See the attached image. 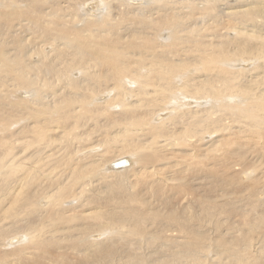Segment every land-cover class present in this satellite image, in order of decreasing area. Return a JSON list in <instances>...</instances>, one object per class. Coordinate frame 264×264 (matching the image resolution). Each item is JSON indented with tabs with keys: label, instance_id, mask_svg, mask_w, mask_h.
<instances>
[{
	"label": "bare ground",
	"instance_id": "1",
	"mask_svg": "<svg viewBox=\"0 0 264 264\" xmlns=\"http://www.w3.org/2000/svg\"><path fill=\"white\" fill-rule=\"evenodd\" d=\"M11 1V0H10ZM14 1V0H13ZM20 1V0H19ZM22 1V0H21ZM32 1V4L34 7H37L38 4L40 3L38 0H29V2ZM41 1V0H40ZM56 1V0H54ZM53 1V3H55ZM60 1V0H58ZM67 3L72 1H67L65 0ZM87 1V0H86ZM183 1V0H182ZM186 2L188 1V5L187 7L191 6L193 4V0H185ZM195 1V5L196 4H200V6L195 7V9H198L196 11V13H194L192 16L196 17L194 18L195 23L203 22V18L202 15L204 13L205 10L207 9H211V8H215L213 10V16L210 19H214V21L212 22V24H210L209 26H202L200 28H196L193 27L191 28L190 32L195 30V36H198L197 38H195L196 40L194 42L198 43L199 45H201L199 54H198V58H181L179 59V61L169 63L167 62L166 64H156V65H152V68H148L147 71H151L147 72L145 71V73H139L140 71L138 70H134V72L132 70L128 71V63L129 61L126 59V55L131 51H135L133 44L135 42L138 43H142L144 45H138L141 46L145 51H152L153 50V45L150 44L152 43L151 37L149 38L148 33L151 32L152 30L151 27L157 23L156 20L158 21V24H160V18H164L166 15H168L169 13L172 12V9L174 7L173 4L167 3L166 0H91L88 2H83L85 3L83 5V7H81V16L78 15L76 16V11H74V14L72 11H70V9L72 8V6H68L67 3L65 2V6L70 7L68 9V12H62L63 15H69V17H67V19L69 18L68 23L70 22V27L71 24L73 26V24L75 23L76 26L78 25V27L80 28H84L86 29L87 25H91L94 22L96 23V26L91 27V29L87 30L85 32V34L87 35V38H89L91 40V38L88 36L91 34V36H94L93 38H99L100 40H95V44L98 46L99 44V49H101L102 51H99V53L101 55H94L91 56L89 54V51L86 50L85 47H83L78 40H75L74 37L72 38V40L70 38L66 37L67 34V30H62L59 29V27L61 26V24H59L60 26H58V29H55L53 31H51V29H48V32L46 30V26L43 27L42 25V18L41 16H38L37 13L35 14H30V17L27 16V19H29V23L32 25H34L33 27H31L33 29V32L35 34H41V29H43V34L45 33V35L42 34V38L44 40H40L41 46H40V50L38 47V55L40 57H43L42 55H46V52L43 51V45H48V53L50 54L51 52H53L56 55V60H62L65 59V57H63L65 50L68 52L69 55V59L71 58L72 63H69L70 65L69 68H73L74 69H78L80 71V79L79 80H75L72 76L69 77L66 75V73H68L66 70L68 69L67 67L63 68L62 70H60V73H56L54 74L55 76H59L61 79H63V77H65L64 81H63V85L59 86V89H53V86L51 85L52 83H50V81H41L38 82L37 81V87L35 89V93H36V98H32V99H25L24 103L26 105V103H32L33 106L34 104L38 105L41 107V111L43 113H39V114H35L33 112H29L31 114H33L36 118H40L42 117L45 113L51 114V111H55L57 113H62L63 116L65 118H70L71 122L75 121V120H79L80 117H83V113L86 115V106L84 105L85 103H90L94 106H96L95 108V113L94 116L92 115L91 118L96 117V121H92L94 119H92V123H90L89 125L91 126L89 128V131H93V129H95V127L98 125L100 131H96L97 133H95V136L100 135V137L97 139V141L102 138L105 134H103V132L106 130L104 129V124L103 122L105 120H109V124H111V126L109 127L112 128L114 126H117L118 124L117 119H115L118 117L117 115H108L107 113H115V111H111V107L112 109L114 108L113 106H115L116 108V112L119 113L118 115L122 114L124 115L123 118H127L128 121H130V124L132 125V127H137L136 130H133L134 132L132 133H128L129 130L127 131V137L130 136V139H132L131 143H129V145H123L121 147V149L119 150L120 153L127 151L128 148L131 149V151H137V156L135 160V162L133 161V159L129 158V157H117V158H106L105 155H103V152H108L110 150V142L109 140H107L106 138H104L103 140H101L100 142L96 143L93 140H79L78 138L82 137L87 131H83L78 132L77 134H74L73 137L71 138L70 142H74L72 149L74 151H69L68 153H64L63 155L60 154V151L63 149L58 148V144L53 138H50L49 135H47V138L49 140L50 138V143L49 141L46 142L44 139V141L46 143H44V147L46 150L44 152H39L40 154H37L38 156L35 158L34 161H32L31 164V168H32V172L33 174L28 170L27 173H23L21 175H16L12 180L7 181L5 188L3 189L1 186L2 184V177L5 178V176H7L10 172H12L14 169L13 168H18V164H21L22 162H24V160H20L16 163V161L23 155L22 151V155L20 156L19 154H21L20 152H15V153H11V151L9 150L10 147H8L7 145L5 146V142L3 144H0V169H1V173H0V213L4 214L5 218H9L10 216L13 215V213L11 214L8 210V208L14 203H18L20 201H23V210H26L27 208L29 209L30 207H33V205H35V202H38L37 207L38 208H34V212L37 214L39 213L38 210L39 209H43L45 210V213L52 211L50 210V208L52 207L51 205H55L57 204V210L59 209L60 211H64V209L66 208H74L76 206H80L84 207L87 206L90 202H91V197H86L84 201H81L79 198L81 196H79L80 194H82L86 189H88V187H90L92 185V187L96 186L93 183H95V181H91V179L93 178L92 175H96V178H105L106 176H108V174L113 173L114 172L116 174L115 176H112V181H114V183H117L116 186L119 189L122 188V190L124 191L125 188H127V192L131 191V188L133 185H137V180L139 181V179L141 178V176H146L147 179H145V181H140L143 182V184H145L143 186V190L144 192L149 193V198L147 199L146 202H150V204L154 203V194L158 191L162 192V194L164 196H162L164 198V201H170L169 200V195L168 193L166 194L167 191H169L172 188V185L174 184V178L171 177L172 175L166 174L165 171L166 168L171 167V163L170 166H168V164H160L156 163V159L158 158V156H163V158L165 159H177V156L180 155L178 154V149L175 152L176 154H178L177 156L175 155L174 152H171L170 154H165L163 153V150L165 151L168 148L167 145H169L170 141H168V139H170L168 136L170 134H173L176 139L175 141H173L174 146L176 145H183V144H188L187 146L189 147V145L191 146V150H194V142L196 143H200L199 145H201L200 150L201 152H205V151H211L210 147L211 146H206L207 143L212 142L211 139H213L212 137L215 135V133H217V131H230L229 133L230 136H234L236 134H238L239 132L237 130H232V126L226 127L225 126H221L219 127L216 124H219V120H222L221 118V111H223L224 107L225 108H229V107H237V105H235L234 103L232 105H227L224 104V99L219 100L217 98H219V96H223L225 94H227L228 96L231 95L233 91L232 88L234 89L235 84H233V80H231L229 77H225L227 75H223V69L221 67V65L219 66L218 64H220V61L224 62V59H232L233 56H238V52H236L235 50L232 49H228V47H232L233 46V41L235 42V37L234 38H228L227 36H222L221 35V30L220 29H225V30H231L232 32H234L232 29L234 28L233 24L231 25V21L230 19L232 17H234V21L238 20V24L240 25L239 27H241V33L237 34L235 33V36L237 37V35H240L242 37V39H236L239 40L238 42V48L239 50H243L244 52L247 50L246 46H247V38L252 39L251 33H248L249 31L251 32L250 29H247V23L254 21L253 15L260 16V19L258 21V26L264 28V7L262 6L264 3L261 2L262 0H220L219 3H216V0H194ZM12 2V1H11ZM15 2V1H14ZM25 2V0H24ZM39 2V3H38ZM45 2V1H44ZM61 2V1H60ZM74 2V0H73ZM76 2V1H75ZM74 2V3H75ZM8 5V2H6ZM57 3V1H56ZM63 3V1H62ZM79 3V2H78ZM114 3L116 5H114ZM161 3L163 4V6L161 5ZM22 4V3H21ZM20 4V5H21ZM25 4V3H24ZM61 3H59L60 5ZM69 4H73V3H69ZM77 4V2H76ZM254 4L255 7H252L251 5ZM27 6L30 4H26ZM26 5L24 7H26ZM62 5V4H61ZM64 5V4H63ZM74 9H75V4H73ZM80 5V4H79ZM256 5L261 6L260 8H256ZM28 6V7H29ZM46 6V5H45ZM118 7L117 10L119 11H114L113 13V8L112 7ZM186 6V5H185ZM8 7V6H7ZM31 7V6H30ZM172 7V8H171ZM40 8V7H38ZM43 8V7H42ZM4 9V8H3ZM49 9V8H48ZM79 9V8H78ZM87 9V10H86ZM5 10V9H4ZM9 10V9H7ZM14 10V8H13ZM10 10V11H13ZM28 10V9H27ZM51 10V9H50ZM84 10V11H83ZM34 11V10H33ZM37 11V10H35ZM41 11V10H40ZM39 11V12H40ZM44 11V8H43ZM42 11V12H43ZM53 13L57 15V13H59L62 10H57L55 11L53 9ZM84 14H83V12ZM171 11V12H170ZM215 11V12H214ZM4 12V11H3ZM38 12V11H37ZM41 12V14H42ZM16 13V12H14ZM20 13V12H19ZM26 13V12H25ZM48 13V11H47ZM50 13V12H49ZM61 13V12H60ZM116 13V16H115ZM24 14V13H23ZM40 14V15H41ZM51 14V13H50ZM79 14V13H78ZM164 14V15H163ZM18 15V14H16ZM52 14L48 15V21L53 22L55 20L52 21ZM59 16V15H58ZM76 16V17H75ZM101 16V17H100ZM19 17V15H18ZM171 17V16H170ZM228 21V23L226 25H223L218 29V20L220 21V18H224ZM13 18V17H12ZM22 18V17H20ZM46 18V17H45ZM55 18V16H54ZM60 18V17H58ZM65 18V17H64ZM123 18H126L125 21L123 20ZM172 18V17H171ZM170 18V19H171ZM258 18V17H257ZM133 19V20H132ZM45 20V19H44ZM135 20L136 25H133V27L131 28L130 23H133V21ZM3 21V20H2ZM26 21V20H25ZM57 21H59L57 19ZM81 23H80V22ZM106 21H109V25H107L108 23ZM193 21V23H194ZM230 21V23H229ZM50 22V23H51ZM106 22V23H104ZM162 22V20H161ZM173 22H175L173 20ZM223 22V21H222ZM236 22V23H237ZM26 23V22H25ZM58 23V22H57ZM171 23V22H169ZM168 23V24H169ZM183 23V21H182ZM221 23V22H218ZM235 23V24H236ZM2 24V23H1ZM86 24L85 27H83ZM176 24V23H175ZM4 25V24H3ZM12 25V24H11ZM52 25V24H51ZM66 26L67 29V24H63V26ZM83 25V26H82ZM104 25H106L105 28ZM170 25V24H169ZM255 25V24H254ZM10 26V25H9ZM14 26V25H13ZM48 26V25H47ZM56 26V25H55ZM64 26V27H65ZM102 26V27H101ZM120 26V27H119ZM136 26V27H135ZM157 26V24L154 25V28ZM167 26V25H166ZM172 26V24H171ZM177 26L179 27L178 29L183 28V25L181 24H177ZM176 26V27H177ZM220 26V25H219ZM251 26V25H250ZM256 26V25H255ZM78 27H74L73 28H69L68 26V31L70 33H72L73 36H75V38L77 37H81V33H83L82 31H80L78 29ZM239 27H235V29ZM252 27V26H251ZM16 28V27H15ZM88 28V27H87ZM153 28V27H152ZM153 28V29H154ZM157 28V27H156ZM246 28V29H245ZM253 28V27H252ZM83 29V31H85ZM127 29H129L130 31H127ZM143 29V30H142ZM167 29V28H166ZM256 35L254 38H258V36L260 35V31L261 30H257L256 28H254ZM3 30V29H2ZM1 30V31H2ZM9 30V29H8ZM11 30V29H10ZM22 30V29H21ZM79 30L80 34L77 33V31ZM161 30V29H160ZM164 30V29H163ZM240 30V29H239ZM264 30V29H263ZM16 31V30H15ZM95 31V32H94ZM204 31V32H203ZM218 31V33H217ZM236 31V30H235ZM12 32V31H11ZM21 32V31H20ZM56 32V33H55ZM162 32V31H161ZM167 32V30H166ZM203 32V33H202ZM239 33V31H237ZM90 33V34H89ZM174 33V32H173ZM263 33V32H262ZM2 34V33H1ZM17 34V33H16ZM21 34V33H20ZM165 34V33H163ZM24 35V34H23ZM71 35V34H70ZM71 35V36H72ZM162 35V34H161ZM173 35V34H171ZM225 35V33H224ZM21 36V35H20ZM121 36V37H120ZM2 37V36H1ZM16 37V36H15ZM19 37V35H18ZM70 37V36H69ZM85 37V36H84ZM188 37V36H187ZM244 37V38H243ZM32 38V37H31ZM36 38V37H35ZM174 38V37H173ZM175 38H177V34L175 33ZM21 39V38H20ZM74 39V40H73ZM86 39V38H85ZM88 39V40H89ZM260 39V38H259ZM14 40V39H13ZM27 40V39H26ZM33 40V39H32ZM35 40V39H34ZM228 40V41H227ZM263 40V39H260ZM158 41V40H157ZM173 41V39H172ZM258 41V40H257ZM38 42V41H37ZM86 42V41H85ZM160 42V41H159ZM158 42V44H159ZM253 42V41H252ZM262 42V41H261ZM36 43V42H35ZM58 43V44H57ZM60 43L62 44V46L60 45ZM18 47H22V42L19 41L18 43ZM28 44V43H27ZM156 44V43H155ZM26 45V44H25ZM40 45V44H39ZM251 45V43L249 44ZM34 46V43H33ZM32 46V47H33ZM185 46V45H184ZM192 46V45H191ZM237 46V45H236ZM254 46V45H253ZM30 47V46H29ZM28 47V48H29ZM36 47V46H35ZM97 48V47H96ZM250 48V47H249ZM253 47H251L252 50ZM255 48V47H254ZM54 51H53V50ZM183 47L179 48V51L182 50ZM257 49V48H256ZM259 49V48H258ZM8 50V49H7ZM70 50V52H69ZM238 50V51H239ZM262 50V49H261ZM12 51V50H11ZM16 51V50H15ZM21 51V50H20ZM31 52L35 51V49ZM142 51V52H143ZM178 51V52H179ZM253 51V50H252ZM251 51V52H252ZM257 51V50H256ZM23 52V50L21 51ZM154 53L150 52V56L152 54V56L156 59L159 57V54H156L155 51H152ZM196 52V51H195ZM254 52V51H253ZM15 53V52H14ZM25 53V52H24ZM47 53V54H48ZM126 53V55H125ZM180 53V52H179ZM248 53V52H247ZM246 53V54H247ZM19 54V53H18ZM23 54V53H22ZM48 54V55H49ZM93 54V53H92ZM178 53L173 52L171 54L172 57H175ZM244 54V53H243ZM251 54V53H250ZM7 55V54H6ZM12 55V52H11ZM253 55V54H251ZM249 55V56H251ZM14 56V55H13ZM196 56V55H195ZM241 56V55H240ZM249 56H241V57H246L245 60L247 59V57ZM255 57V55H253ZM259 58H263L264 59V53L263 56L262 55H258ZM257 57V58H258ZM3 58V56H2ZM6 58V57H5ZM8 58V57H7ZM10 58V57H9ZM19 58V57H16ZM55 58V57H54ZM152 58V57H151ZM180 58V57H179ZM218 58H221L220 60H218ZM45 59V58H44ZM177 59V58H176ZM215 59H217V61H215ZM234 59V58H233ZM239 59V58H237ZM253 59V58H252ZM6 63L4 62L2 65H4L3 67H0V82H2L4 80V78H2V75L4 74L3 72H8L10 70H13V67H17L18 69L23 68L24 65L22 64V61L20 59H13V60H8L6 59ZM93 60V61H91ZM235 60V59H234ZM234 60L232 62H234ZM259 60V59H258ZM262 60V59H260ZM8 61H12V64L9 63ZM230 60H227V62H229ZM23 62H25L23 60ZM59 62V61H58ZM55 61V63H58ZM74 62V64H73ZM226 62V61H225ZM242 62V61H241ZM261 62V61H260ZM263 62V61H262ZM45 63V62H44ZM67 63V61H66ZM218 63V64H217ZM31 64V63H30ZM143 64V63H142ZM174 64V65H171ZM199 64V66H198ZM258 64V63H257ZM260 64V63H259ZM32 65V64H31ZM235 65V64H234ZM1 66V65H0ZM34 66V65H33ZM37 65H35L36 67ZM136 66V65H135ZM138 66V65H137ZM198 66V68L200 70H198V68H196ZM252 66V65H251ZM29 67V66H28ZM27 67V68H28ZM226 67V66H225ZM224 67V69H226ZM236 67V66H235ZM264 67V64H263ZM32 68V67H31ZM30 68V69H31ZM46 68L51 71V72H56V67L53 66V64L51 63H47ZM45 68V69H46ZM67 68V69H66ZM143 68V66H142ZM256 65L254 67L249 68L247 71H250L251 73L255 70ZM228 69V68H227ZM238 69V68H237ZM241 69V68H240ZM243 69V68H242ZM257 69V68H256ZM261 69V68H260ZM7 70V71H6ZM26 70V69H25ZM55 70V71H54ZM59 70V68H58ZM230 70V69H229ZM233 70V69H232ZM245 70V69H244ZM264 70V68L261 70V72ZM27 71V70H26ZM186 71H188V74H186ZM190 71H192V73H190ZM13 73V71H11ZM16 72V71H15ZM34 72V71H33ZM66 72V73H65ZM176 72V73H180V72H185V76L186 78H184V81L182 82V84L180 83V87H182V91L183 93H185L186 95H188L189 97H185V99L183 98L182 102L186 105V106H192L190 108L186 107V110L181 109V107H179V109L177 108L174 112L179 113L180 114V120H178V115H177V120L178 121H173L172 122V118L165 117L164 119H161L160 121H158L159 118H161L162 115V111H166L167 109L166 106L164 105V103H167L172 97L170 96L173 91H174V86L171 84V76L172 74ZM208 73L210 75V78H202V79H198L197 78V74L198 73ZM231 72V71H230ZM236 72V70H235ZM241 72L242 75V71ZM3 73V74H2ZM30 73V72H29ZM35 73V72H34ZM244 73L246 74V72L244 71ZM243 73V74H244ZM250 73V74H251ZM259 73V72H258ZM18 77L24 82V84H34L35 83V79L34 78H28L26 76L25 72H19L17 73ZM36 74V73H35ZM129 76V79L132 80V82H134V90H132L127 84L126 81H122V77L123 76ZM6 76V75H5ZM182 76V75H181ZM236 76V75H235ZM246 76V75H245ZM255 76V75H252ZM256 76H258L256 74ZM30 77V76H29ZM34 77V76H32ZM37 78L39 77L38 74L36 76ZM219 77H222L221 79ZM232 77V75H231ZM239 76H237L238 79ZM50 78V77H49ZM235 78V77H234ZM240 78V77H239ZM250 80H247L245 83L246 90H244V92H242V95L244 96V94H252L251 92L254 91V95L253 96H245L248 99H246V106L245 107H240V105H238V111H239V115L244 117V122L245 120H249L251 126L255 127V119H259L260 120V116L261 113H264V71L262 76L257 77L256 79H252V77H250ZM17 79V78H16ZM40 79V78H38ZM183 79V78H182ZM236 79V78H235ZM236 79V80H237ZM126 80V79H125ZM129 80V82H130ZM181 80V79H179ZM242 80H244V78L242 77ZM241 80V81H242ZM6 81V80H4ZM3 81V82H4ZM174 81V80H173ZM172 81V82H173ZM182 81V80H181ZM232 81V82H231ZM257 81H259L257 83ZM9 82V81H8ZM5 83V82H4ZM16 83V82H15ZM128 83V82H127ZM178 83V82H176ZM224 83V85H222ZM236 83V81H235ZM1 84V83H0ZM11 84V83H10ZM54 84V83H53ZM129 84V83H128ZM233 84V85H232ZM240 84V82H239ZM241 84H244L243 82H241ZM14 85V84H13ZM12 85V86H13ZM19 85V84H18ZM17 85V86H18ZM238 85V84H237ZM1 86V85H0ZM27 86V85H26ZM243 88V85H240ZM239 86V87H240ZM244 86V87H245ZM11 88V86H9ZM8 87V88H9ZM30 87V86H29ZM28 87V88H29ZM32 87V86H31ZM129 87L128 90L131 89V93L129 92V94L126 92V89L124 88ZM238 87V88H239ZM259 87V88H257ZM5 88V87H4ZM24 88V86H23ZM257 88V89H256ZM263 88V89H262ZM7 89V88H6ZM15 89V88H14ZM2 92V89H0ZM10 91V90H8ZM32 91V90H31ZM34 91V90H33ZM237 91V89L235 90ZM19 92V91H18ZM28 92V91H27ZM175 92H177L175 90ZM179 92V91H178ZM239 92V90H238ZM3 93V92H2ZM6 93V92H5ZM22 93V92H21ZM181 93V92H180ZM241 93V92H240ZM4 94V93H3ZM142 94L144 96H142ZM1 95V94H0ZM26 95V94H25ZM240 95V94H239ZM241 95V96H242ZM111 96L110 98H105ZM1 97V96H0ZM30 97V96H27ZM230 97V96H229ZM250 97H251V103H250ZM1 98H5V97H1ZM105 98V99H104ZM129 99V101H126V99ZM96 99V102H95ZM99 99H102L100 102L98 101ZM229 99V98H228ZM233 99V98H232ZM243 99V98H241ZM5 100V99H4ZM3 100V102L5 103V101ZM8 100V99H7ZM6 100V101H7ZM20 100V99H19ZM22 100V99H21ZM20 100V101H21ZM244 100V99H243ZM15 101V100H14ZM23 101V100H22ZM21 101V102H22ZM13 102V101H11ZM9 102V103H11ZM8 103V104H9ZM182 103V105H183ZM227 103V102H226ZM244 103V102H243ZM3 104V103H2ZM20 104V103H19ZM208 105V107H204L205 105ZM28 105V104H27ZM131 105V106H130ZM8 106V105H7ZM13 106V104H12ZM46 106V107H45ZM93 106V107H94ZM157 106L160 107V110L156 112L157 110ZM162 106V107H161ZM9 107V106H8ZM17 107V106H16ZM25 107V106H23ZM35 107V106H34ZM92 107V106H91ZM89 107V108H91ZM119 107V108H118ZM170 107V106H168ZM173 107V106H172ZM183 107V106H182ZM7 108V107H5ZM15 108V107H14ZM19 108V107H17ZM30 108V107H29ZM114 108V109H115ZM214 108V109H213ZM0 109L1 106H0ZM4 109V108H3ZM9 109V108H7ZM33 109V107H32ZM37 109V108H36ZM91 109V110H92ZM172 109V108H171ZM5 112L7 111L6 109H4ZM10 110V109H9ZM9 110L6 113H9L10 115H15L14 113L9 112ZM25 110V109H24ZM30 110V109H28ZM90 110V109H88ZM90 110V111H91ZM169 110V109H168ZM261 110V113H260ZM12 111V110H11ZM18 112V111H17ZM88 112V111H87ZM169 113V111H166ZM171 112V111H170ZM223 113V112H222ZM262 113V114H263ZM2 114V113H1ZM18 114H20V112H18ZM21 114H23V112H21ZM92 114V113H90ZM182 114V115H181ZM3 115V114H2ZM12 115V117H14ZM53 115V114H52ZM103 115H108V116H103ZM16 116V115H15ZM21 116V115H20ZM24 116V115H23ZM33 116V117H34ZM50 116V115H49ZM48 116V117H49ZM57 116V115H56ZM89 116V115H88ZM157 116V117H156ZM26 117V115H25ZM47 116L43 117V120L47 122V119L45 118ZM62 117V116H61ZM63 117V118H64ZM77 117H79L77 119ZM87 117V116H86ZM260 117V118H259ZM5 118V117H4ZM18 118V117H17ZM30 118V117H27ZM50 118V117H49ZM68 118V119H69ZM90 118V117H88ZM88 118H85L89 121ZM9 119V118H8ZM32 119V118H31ZM69 119V120H70ZM82 119V118H80ZM84 119V120H85ZM150 119H155L154 120H150ZM3 120V119H2ZM7 120V119H6ZM33 120V119H32ZM176 120V119H175ZM13 121V120H12ZM19 121V120H18ZM30 121V120H29ZM158 121V122H157ZM57 122V121H55ZM65 122V121H64ZM81 122V121H80ZM94 122V123H93ZM223 122V121H222ZM241 122V121H240ZM12 123V122H11ZM32 123V122H31ZM70 123V121H69ZM75 123V122H74ZM79 123V121H78ZM83 123V122H82ZM80 123V124H82ZM247 123V122H246ZM9 126L10 123L8 122ZM58 124V123H57ZM66 124V123H65ZM71 124V123H70ZM84 124V123H83ZM91 124H95L94 128L92 127ZM97 124V125H96ZM182 126H181V125ZM222 124V123H220ZM261 124L264 125V114L262 115V120H261ZM5 125V124H4ZM19 125V124H18ZM50 125V124H49ZM68 125V123H67ZM74 125V124H73ZM244 125V124H242ZM30 125H28L29 127ZM38 126V125H37ZM72 127V125H70ZM75 126V125H74ZM79 126V125H78ZM84 126L86 127V124H84ZM106 126V124H105ZM217 126L219 128H217ZM246 126V125H245ZM27 127V128H28ZM42 127V126H41ZM51 127V126H50ZM216 127V128H214ZM237 128L240 127V123L238 126H235ZM26 128V127H25ZM40 128V127H39ZM45 128H47V126H45ZM58 127H52L50 130L55 131V129H57ZM62 128V127H61ZM73 128V127H72ZM84 128V127H83ZM98 128V127H96ZM234 128V127H233ZM244 128V127H243ZM264 128V127H263ZM44 129V128H41ZM60 129V128H59ZM65 129V128H64ZM69 129V128H68ZM92 129V130H91ZM117 129V128H116ZM242 129V128H240ZM246 129V128H245ZM67 130V129H66ZM70 130V129H69ZM249 130V129H248ZM49 130H47L48 132ZM63 129H60L58 131V133L63 132ZM139 131V132H137ZM245 131V130H244ZM243 131V133H244ZM254 131V130H253ZM253 131H251L250 134L253 133ZM51 132V131H50ZM56 132V131H55ZM73 132V131H72ZM106 132V131H105ZM104 132V133H105ZM170 132V133H169ZM220 132V133H222ZM64 133V132H63ZM74 133V132H73ZM122 133V131H121ZM136 135H133L135 134ZM169 133V134H168ZM247 132H245L246 134ZM257 133V131H256ZM53 135V133H51ZM57 134V132H56ZM54 134V135H56ZM69 134V133H68ZM218 134V133H217ZM241 134V133H240ZM45 135V133H44ZM59 135V134H58ZM58 135L56 137H58ZM61 135V134H60ZM63 135V134H62ZM67 135V134H66ZM113 135V134H111ZM244 135V134H243ZM249 135V134H248ZM248 135H244L243 137L247 139L246 136ZM260 133L258 135L255 134V136L260 140ZM1 137L3 136L2 134L0 135ZM9 136V135H8ZM11 136V135H10ZM65 136V135H64ZM253 136V135H252ZM254 136V137H255ZM264 139V133L261 135ZM0 137V138H1ZM5 137V135H4ZM7 137V136H6ZM5 137V138H6ZM17 137V136H16ZM49 137V138H48ZM63 137V136H62ZM144 139V141H141L140 143H138L139 138ZM175 137H172L173 140ZM218 137V136H217ZM216 137V138H217ZM220 137H222L220 135ZM233 137V139H234ZM250 137V135H249ZM12 138V137H11ZM32 138V137H31ZM64 138V137H63ZM62 138V139H63ZM69 138V137H67ZM83 138V137H82ZM208 138V139H207ZM239 138V137H238ZM252 138V137H251ZM247 139L248 140H251ZM2 139V138H1ZM0 139V140H1ZM18 139V138H17ZM59 139V138H58ZM61 139V138H60ZM207 139V140H205ZM237 139V138H235ZM10 139H8L9 141ZM33 140V139H32ZM42 140V139H41ZM40 140V142H41ZM42 140V141H43ZM64 140V139H63ZM66 140V139H65ZM201 140L202 143L199 141ZM218 140V139H217ZM259 140L256 142H259ZM262 140V139H261ZM260 140V141H261ZM62 141V140H60ZM68 141V140H67ZM66 141V142H67ZM263 141V140H262ZM3 142V141H2ZM63 142V141H62ZM61 142V143H62ZM64 141V143H66ZM169 142V143H168ZM264 142V141H263ZM261 142V143H263ZM60 143V142H59ZM217 143L213 145L217 146ZM241 143V142H240ZM239 143V144H240ZM97 144V145H96ZM220 144V143H219ZM229 144V143H228ZM40 145H42L40 143ZM67 145V143H66ZM72 145V144H71ZM153 145V146H151ZM205 145V146H204ZM211 145V144H209ZM5 146V147H4ZM68 147H70V145H67ZM197 146V144H196ZM33 147V146H32ZM65 147V146H64ZM100 148V149H97ZM148 147V148H147ZM241 147V146H240ZM37 148V147H36ZM35 148V149H36ZM150 148V150H148ZM175 148V147H174ZM196 148V147H195ZM199 148V147H198ZM21 149V147H20ZM34 149V150H35ZM94 149V150H92ZM189 149V148H188ZM214 149V148H213ZM218 148L216 147L215 150H217ZM221 149V148H220ZM23 150V149H22ZM34 150H32L34 152ZM64 150V149H63ZM62 150V151H63ZM66 150V148H65ZM88 150H92L90 153H85L87 154L88 159L87 161L84 162V158L87 155L84 156H79L78 153H81L83 151H88ZM172 149H169V151ZM181 150V149H180ZM179 150V151H180ZM248 150V149H247ZM17 151V150H16ZM40 151V150H39ZM68 151V150H67ZM78 151V152H77ZM189 151V152H190ZM196 151V150H195ZM207 151V152H208ZM214 151V150H213ZM219 151V150H218ZM27 152V151H26ZM32 152V153H33ZM182 152H184V150H182ZM205 152V153H207ZM234 152V151H233ZM247 152V151H246ZM185 153V152H184ZM195 153V152H194ZM198 153V152H196ZM211 152H208V154H210ZM215 153V151H214ZM220 153V152H219ZM26 154V153H25ZM35 153H33L34 155ZM66 154L67 158H66ZM78 154V155H77ZM84 154V153H83ZM113 154V153H112ZM134 154V153H133ZM191 154V153H190ZM190 154L188 156H190ZM193 154V151H192ZM200 154V153H198ZM213 154V153H211ZM210 154V155H211ZM218 154V153H217ZM215 155L213 157V161L214 162H219V158L218 155ZM229 154V153H228ZM248 154V153H247ZM246 154V155H247ZM32 155V154H31ZM82 155V154H81ZM135 155V154H134ZM201 155V154H200ZM209 155V156H210ZM246 155L244 154V156L246 157ZM131 156V155H130ZM198 156V155H197ZM205 156V155H204ZM202 154V157H204ZM221 156V155H220ZM223 156V155H222ZM192 157V156H191ZM200 157V156H199ZM208 157V156H206ZM212 157V156H211ZM30 158V156H29ZM29 158L25 157V160ZM81 158H83V162H81ZM87 158V157H86ZM161 158V159H163ZM190 158V157H189ZM196 154L194 159L197 161ZM226 158V155L225 157ZM221 158V159H223ZM238 158V157H237ZM32 159V158H31ZM60 159L62 161V159H66L64 161H66L65 164H61L59 163ZM182 159V158H181ZM210 159V158H209ZM178 160V159H177ZM176 160V161H177ZM184 160V159H183ZM30 161V160H29ZM60 161V162H61ZM119 161H125V165L123 166H115L114 164L119 162ZM156 161V162H155ZM169 161V160H166ZM187 161V160H185ZM194 161V160H192ZM251 160H249L250 162ZM254 161V160H253ZM252 161V162H253ZM259 161V160H258ZM27 162V161H26ZM69 162L70 165L67 166V163ZM133 162L135 163L134 169L133 170H129L128 167L130 168L131 165L133 164ZM165 162V161H164ZM170 162V161H169ZM180 162V161H179ZM184 162V161H183ZM204 162V161H203ZM255 162V161H254ZM257 162V159H256ZM25 163V162H24ZM63 163V162H62ZM175 163V162H174ZM178 163V162H177ZM177 163H175V167H177ZM182 163V162H181ZM186 163V162H185ZM184 163V165H185ZM198 163V162H197ZM191 164V162L189 163ZM200 164V163H199ZM173 165V164H172ZM179 165H181L179 163ZM178 165V166H179ZM260 164L258 163L257 167H254L253 170H257L260 169L261 166H259ZM25 166V165H24ZM60 166H63V171L64 173H70V174H64L65 175V179L62 181L59 180V178L57 177L55 171L57 170V168H60ZM69 168V169H67ZM161 166V167H160ZM164 166H166L165 168H163ZM183 166V165H182ZM191 166V165H189ZM19 167H22L21 165ZM29 167V166H28ZM180 167V166H179ZM196 167V166H195ZM210 167V166H208ZM207 167V168H208ZM213 167V166H211ZM210 167V168H211ZM216 167V166H215ZM150 168V169H149ZM178 168V167H177ZM184 170H188L189 168L186 166ZM206 168V167H205ZM13 169V170H12ZM26 169V168H25ZM128 169V170H127ZM170 168H168L167 170H169ZM181 169V168H180ZM191 169H194L191 167ZM23 170V169H22ZM122 170H125L123 172H121ZM127 170V171H126ZM263 170V169H262ZM16 171V170H14ZM58 171V170H57ZM56 171V172H57ZM62 171V170H61ZM178 171V170H177ZM182 171V170H180ZM18 172V171H17ZM109 172V173H108ZM185 172V171H183ZM182 172V173H183ZM196 173V171H194ZM198 172V171H197ZM205 172V171H204ZM208 174L209 172H211L210 170H207ZM216 172V171H215ZM214 172V173H215ZM175 173V172H174ZM193 173V172H192ZM201 174V172H199ZM197 173V175L199 174ZM256 173V172H255ZM258 173V172H257ZM12 174V173H11ZM61 174V172H60ZM125 174H127L125 177H123ZM61 175V176H63ZM112 175V174H111ZM178 175V174H177ZM181 175V172H180ZM190 176V174H188ZM212 175V174H211ZM264 175V174H263ZM192 176V175H191ZM194 176V174H193ZM240 176V175H239ZM245 176V175H244ZM257 176V175H256ZM262 176V175H260ZM11 177V176H10ZM197 177V176H195ZM202 178V176H200ZM205 178L208 177V175L206 174L204 176ZM209 177H211L209 175ZM237 177V176H236ZM9 178V177H8ZM27 178V180H26ZM35 178V179H34ZM36 178H38V180H36ZM189 178V177H187ZM185 177V181L187 179ZM200 178V179H201ZM254 178V177H253ZM256 178V177H255ZM259 178V177H258ZM257 178V179H258ZM31 179H34L35 182L29 181ZM136 179V180H135ZM176 179V178H175ZM197 179V178H196ZM199 179V178H198ZM212 179V178H211ZM215 179V178H213ZM7 180V179H6ZM135 181L134 184L129 185L131 181ZM183 180V179H182ZM203 180V179H202ZM209 180V179H207ZM249 180H253V179H249ZM255 180V179H254ZM260 180V179H259ZM192 181H195L192 180ZM200 181V180H199ZM212 181V180H211ZM214 181V180H213ZM179 182V180H178ZM177 182V183H178ZM203 182V181H202ZM264 182V181H262ZM261 182V184H262ZM193 183V182H192ZM205 183V182H204ZM4 184V182H3ZM110 184V183H109ZM113 184V183H111ZM119 184V185H118ZM156 184H160L158 187H156ZM206 184V183H205ZM234 184V183H233ZM255 184V183H254ZM94 185V186H93ZM101 185V184H100ZM193 185V184H192ZM196 185L198 186V184L196 183ZM202 185V184H201ZM26 186H28V189L26 188ZM103 186V185H102ZM114 186V184L112 185ZM121 188H119V187ZM141 186V183H140ZM139 186V187H140ZM175 186V185H174ZM179 187H181L180 191L176 194L179 195L177 197V199L175 200L173 196V199L178 203V206L175 205L174 208L173 204H171L172 209H167L168 212V221L172 224H176V226H178V228L182 229L185 228L184 233L186 234H182V236H185L183 239H179L177 240L176 238H170V236L168 234L164 235L165 237L163 238V240H167L169 242V247H176L175 251L170 252V254L167 256V253L164 257L160 258H155V259H150V261H148V256H144L142 254L139 255L140 252L135 253V252H130L125 254H121L120 251H116V253L114 254L113 252H107L106 253V257L105 259L103 257H101V261L99 262V259L92 258L93 263L92 264H124L126 262L128 263H141L142 260H146L147 264H206V260L207 258L205 257V252H206V245H207V240L208 237L211 233V230L209 227L210 224H207V227H199L197 225H200L198 223H201V220L204 221H208L209 223V218L207 219H201L200 216L198 214L195 213V210L193 208L192 205V198H195L193 195V192H190V190L183 186L178 184ZM194 186V185H193ZM216 186V185H215ZM214 186V187H215ZM48 187L49 191L48 192H44V188ZM109 187V186H108ZM134 187V186H133ZM156 187V188H155ZM213 187V186H211ZM256 187V186H255ZM259 187V185L257 186ZM261 187V186H260ZM71 188L75 191L76 189L80 188L78 191L79 193V197L77 198V193L75 194ZM97 188V187H94ZM116 188V187H115ZM114 188V189H115ZM136 188V187H135ZM193 188V187H192ZM216 188V187H215ZM100 189V188H97ZM137 189V188H136ZM141 189V188H140ZM212 189V188H210ZM217 189V188H216ZM224 189V188H223ZM258 189V188H257ZM107 190V189H106ZM116 190V189H115ZM117 190V191H118ZM134 190V189H133ZM218 190V189H217ZM243 190V189H241ZM240 190V191H241ZM255 190V189H254ZM100 192L97 193H101V189L99 190ZM108 191V190H107ZM106 191V192H107ZM125 191V192H126ZM194 191V190H193ZM199 191V190H198ZM197 191V192H198ZM227 191V190H226ZM91 192V191H90ZM116 192V191H115ZM153 192V193H152ZM170 192V191H169ZM215 193V191H212ZM222 192H224L222 190ZM231 192V191H230ZM228 192L229 196H232V194ZM245 192V191H243ZM261 192H263L262 189H258L255 194H260ZM19 193L20 195H26L25 198H17L16 194ZM89 193V191H88ZM94 193V195L97 196V194H95L96 192H91ZM104 193V192H103ZM108 193V192H107ZM110 193V192H109ZM118 193V192H116ZM196 193V192H195ZM218 193V192H217ZM226 193V192H225ZM233 193V192H232ZM241 193V192H240ZM120 194V193H119ZM129 194V193H128ZM205 194V193H204ZM101 195V194H100ZM103 195V194H102ZM111 194H109L110 196ZM175 195V194H172ZM218 195V194H215ZM225 195V194H224ZM224 195L222 194V196L224 197ZM73 196V197H72ZM84 196V195H83ZM106 197H108L107 195H104ZM130 196V195H129ZM141 196V194L139 195ZM147 196V195H146ZM160 196V195H159ZM158 196V198H159ZM200 196V195H199ZM209 196V195H208ZM219 196V195H218ZM221 196V195H220ZM111 197V196H110ZM117 197V196H116ZM142 197V196H141ZM145 197V196H144ZM143 197V198H144ZM157 197V196H156ZM236 197V195H235ZM248 197V196H247ZM102 199L103 197L101 196H97L96 199ZM109 198V197H108ZM129 198V197H128ZM136 195L135 198L134 196H132V199H130V201H138L136 200ZM142 198V199H143ZM171 198V197H170ZM198 198V197H197ZM218 198V197H217ZM249 198V197H248ZM68 199L70 200H74L75 205L74 206H70V207H65L63 208L61 206V203L64 201H68ZM83 199V198H82ZM100 199V200H101ZM105 199V198H103ZM115 199V198H114ZM118 199V198H117ZM124 199V198H123ZM140 199V198H139ZM160 199V198H159ZM172 199V200H173ZM205 199V198H204ZM212 199V198H211ZM219 199V198H218ZM230 199V198H229ZM242 199V198H241ZM110 200V198H109ZM163 200V199H160ZM200 200V199H198ZM206 200V199H205ZM205 200H200V201H205ZM210 200V199H209ZM35 201V202H34ZM111 201V200H110ZM118 201V200H117ZM144 201V200H143ZM174 201V202H175ZM195 201V200H193ZM207 201V200H206ZM212 201V200H211ZM83 202V203H82ZM116 202V201H115ZM120 202V200H119ZM125 202V201H124ZM129 202V201H128ZM140 202H142L140 200ZM158 202V201H157ZM175 202V203H176ZM197 202V201H196ZM210 202V201H209ZM215 202H218L217 200ZM45 203V205L43 204ZM123 203V202H121ZM130 203V202H129ZM220 203V202H219ZM229 203V202H228ZM228 203H226V205H228ZM47 204V205H46ZM106 204V203H104ZM131 204V203H130ZM133 204V202H132ZM135 204V203H134ZM147 204V203H146ZM170 204V202H169ZM195 204V203H194ZM214 204V203H213ZM216 204V203H215ZM225 204V203H224ZM8 205V206H7ZM114 205V204H113ZM121 205V204H120ZM123 205V204H122ZM121 205V206H122ZM137 206V203L135 204ZM139 205V204H138ZM160 205V204H158ZM168 205V204H167ZM201 205V204H200ZM199 205V206H200ZM223 205V203H222ZM224 205V207L226 206ZM231 205V204H230ZM7 206V207H6ZM16 206V205H14ZM41 206V207H39ZM97 208H99L98 205H96ZM116 206V205H115ZM134 206V208L136 207ZM154 206V205H153ZM198 206V209H202ZM206 205L204 204V206L202 205V207H204L203 210H207L208 206L205 207ZM210 206H212L210 204ZM22 207V205H21ZM90 206H87L86 208H89ZM129 207V206H127ZM125 207V208H127ZM228 207V206H227ZM245 207V205H244ZM86 208H84V210L82 209V211L86 212ZM115 208V207H113ZM124 209V207H120L119 209ZM152 208V207H151ZM155 208V207H154ZM152 208V209H154ZM166 208V207H165ZM214 208V207H213ZM159 209V208H158ZM69 210V209H68ZM111 210V209H110ZM116 210V209H115ZM114 210V211H115ZM127 210V209H126ZM156 214L158 216H160V213L154 209ZM202 210V211H203ZM226 210V209H225ZM233 210V209H232ZM31 210H29L30 212ZM55 212V214H58V216H62V214L64 215V213L62 212ZM66 211V210H65ZM107 213H106V212ZM109 211V210H108ZM107 209H103V207L101 206V209H98L94 212H86V214H84V219H86L89 223V226H82L81 228V233L79 235V237H82V235H84L83 237H87L90 236L93 239V245H96L95 247H99L100 245L102 246V243H105L103 240H105L107 238V240L109 239V233L111 232H115L118 231L119 233H128L127 235H129L128 237L130 238V236L134 235H130L134 233V229L130 228L129 226H131L132 224L129 225V220L130 218H135L136 221L138 219L141 218V215H136L135 211L133 213L130 212H125L122 210V212L119 213V215L117 217H113L114 214L112 215L113 219L111 221V217L110 219L107 218L108 216H110L108 214ZM112 211V210H111ZM141 211V210H140ZM150 211V210H149ZM148 211V212H149ZM212 211L211 209L208 210L207 214H209ZM223 211V210H221ZM25 212V211H24ZM69 212V211H68ZM67 212V217H65L66 219H68L69 221H73V219H75V215L74 216H70V214H68ZM142 212V211H141ZM153 212V214L155 213ZM163 212V211H162ZM224 212V211H223ZM233 212V211H232ZM20 213V212H19ZM52 213V212H51ZM111 213V212H110ZM202 213V212H201ZM216 213V212H215ZM214 213V214H215ZM226 213V212H225ZM256 213V212H254ZM262 213V212H261ZM25 214V213H24ZM32 214V213H31ZM41 214H44V211L41 210ZM108 214V216H107ZM138 214V213H137ZM141 214V213H140ZM148 214V213H147ZM155 214V215H156ZM217 214V213H216ZM230 214V213H229ZM233 214V213H232ZM26 215V214H25ZM24 215V216H25ZM33 215V214H32ZM66 215V214H65ZM64 215V216H65ZM150 215V214H149ZM241 215V214H240ZM249 215V214H248ZM247 215V216H248ZM14 216V215H13ZM56 216V215H55ZM152 216V215H151ZM255 216V215H254ZM52 217V216H51ZM146 217V215H145ZM221 217V216H220ZM257 217V216H256ZM20 218V217H19ZM49 218V217H48ZM53 218V217H52ZM52 218H50V222L48 225H46L45 223H37L36 225L31 221V218H28L30 221H28L27 225L24 223H26L27 221H25L24 223L21 222V224L14 228V227H4L2 224L0 225V238L3 235H5V238L1 241V244L6 245L5 244V239H7L6 237L10 234L11 236H15L18 233H21L24 235V239L23 241H21L19 239V237H11L9 239V243H15L17 242L15 245L16 248H23L25 250H27V255H30L29 257L27 256V258L32 259V261L29 260H25L23 259L22 262H20L19 264H40V263H36L35 262V257H40L41 254L37 253L39 255H35V252L39 251V247L40 246V242L44 243L45 241H54L55 237L57 236L58 239L61 238L62 234L65 231L66 232H71L74 231L75 228H70L73 225H66L65 227H61L60 225H62L63 223H66L67 221L65 220H57V222L53 223ZM64 218V217H63ZM143 218V217H142ZM254 218V217H253ZM54 219V218H53ZM157 219V218H156ZM237 219V218H236ZM9 220V219H8ZM18 220V219H17ZM21 220V219H20ZM46 220V219H45ZM134 220V219H131ZM151 220V219H149ZM233 220V219H232ZM238 220V219H237ZM34 221V220H33ZM47 221V220H46ZM55 221V219H54ZM145 221V220H144ZM163 221V220H161ZM229 221V220H228ZM12 222V220H11ZM85 222V221H84ZM138 222V221H137ZM203 222V221H202ZM218 222V221H217ZM72 223V222H71ZM70 223V224H71ZM80 224V222L78 223ZM170 224V225H171ZM197 224V225H196ZM214 224V223H213ZM22 225V226H21ZM86 225V224H84ZM195 225V229L194 228H190V226ZM219 225V224H218ZM228 225V223H227ZM253 225V224H252ZM115 227L116 231H111L110 227ZM172 226V225H171ZM196 226L199 227L198 229H196ZM174 227V226H173ZM192 229L190 231V229ZM221 227V226H220ZM249 227V226H248ZM246 227V228H248ZM125 228V229H124ZM135 228V226H134ZM139 227H136V229ZM175 228V227H174ZM214 228V227H213ZM114 229V230H115ZM141 229V228H140ZM139 229V230H140ZM173 229V228H172ZM230 229V228H228ZM234 229V228H232ZM139 230H137L138 232H140ZM167 230V229H166ZM190 231V233H188V231ZM227 230V229H226ZM158 232V230H156ZM174 231V229H173ZM179 231V229H178ZM176 231V233L178 232ZM181 231V230H180ZM144 232V231H143ZM160 232V231H159ZM216 232V231H215ZM228 232V231H227ZM74 232H71V234H73ZM102 234L104 236V239H99L100 235L98 234ZM145 233V232H144ZM150 233V232H149ZM166 233V232H165ZM168 233V232H167ZM183 233V232H180ZM247 233V232H246ZM264 233V232H263ZM77 234V233H76ZM113 234V233H112ZM111 234V235H112ZM118 234V233H117ZM116 234V235H117ZM141 234V233H140ZM146 234V233H145ZM155 234V233H154ZM214 234V233H213ZM219 234V233H218ZM222 235V233H220ZM119 235V234H118ZM153 232L149 234H147V237L149 239V241L155 242L157 241L156 237H152ZM163 235V234H161ZM55 236V237H54ZM120 236V235H119ZM125 236V235H123ZM122 236V237H123ZM138 236V235H137ZM169 236V238H168ZM54 237V238H53ZM63 237V236H62ZM116 237V236H114ZM132 237V238H133ZM139 237V236H138ZM251 237V236H250ZM90 238V239H91ZM120 238V237H119ZM131 238V241H132ZM142 238V237H141ZM169 240H168V239ZM213 238V237H212ZM220 236H217L215 238L214 236V240L215 241H220ZM64 239V238H63ZM73 239V238H72ZM113 239V238H112ZM117 239V238H116ZM125 239V238H124ZM144 239V238H143ZM142 239V240H143ZM115 240V238H114ZM121 240V238H120ZM123 240V239H122ZM137 240V239H136ZM57 241V240H56ZM59 241V240H58ZM65 241V240H64ZM103 241V242H102ZM130 241V240H129ZM130 241V243H131ZM138 241V240H137ZM146 241V239H145ZM148 241V240H147ZM79 242V241H78ZM84 242L87 243V241L85 240ZM102 242V243H101ZM115 242V241H114ZM113 242V243H114ZM119 242V241H118ZM128 242V240L126 241ZM143 242V241H141ZM52 243V242H51ZM112 243V242H111ZM112 243V245H113ZM123 243V242H122ZM129 243V244H130ZM148 243V242H146ZM80 244V243H79ZM99 244V245H98ZM110 243H108L109 245ZM116 244V242H115ZM118 244V243H117ZM120 244V243H119ZM118 244V245H119ZM128 244V245H129ZM142 244V243H140ZM152 244V243H151ZM175 244V245H173ZM215 244V243H214ZM47 245V244H46ZM59 245V244H58ZM111 245V244H110ZM131 245V244H130ZM129 245V246H130ZM133 245V244H132ZM139 242H136L135 245L133 247H138ZM144 245V244H143ZM146 245V244H145ZM216 245L220 248V251H218V254L216 253V256H212V258H210L209 260H211V264H263V259H264V255H263V251H264V242L258 243V241H254L251 242L250 238L244 237L242 240H237L236 237L231 238L230 240L227 239H223L220 242L216 243ZM42 246V245H41ZM92 246V245H91ZM127 246V245H126ZM49 247V246H48ZM82 247V246H81ZM108 247V246H106ZM105 247V248H106ZM113 247V246H111ZM132 247V246H131ZM129 247V249L131 248ZM149 247L151 248L152 246L149 245ZM38 248V249H37ZM93 248V247H92ZM115 248V247H114ZM113 248V249H114ZM136 248V249H137ZM168 248V247H167ZM213 248V247H212ZM15 249V248H14ZM31 249V250H29ZM43 249V248H42ZM49 249V248H48ZM73 249V247H72ZM79 249V248H78ZM85 251H88V247L87 248H82ZM99 249V248H98ZM109 249V248H108ZM121 249V248H120ZM127 249V248H126ZM141 250V248H139ZM77 251V249H74V251ZM82 250V251H83ZM101 250V249H100ZM99 250V251H100ZM138 250V249H137ZM139 250V251H140ZM150 250V249H149ZM8 251V250H6ZM5 251V252H6ZM75 251V252H76ZM80 251V250H79ZM103 251V250H102ZM108 251V250H107ZM122 251V250H121ZM128 251V250H127ZM144 251V250H142ZM214 251V250H213ZM2 252V251H1ZM78 252V251H77ZM76 252V253H77ZM81 252V251H80ZM92 252V251H91ZM98 252V251H97ZM157 252V251H156ZM216 252V251H214ZM4 253V251H3ZM42 253V251H41ZM49 253V251H48ZM55 253V252H54ZM71 253V252H70ZM93 253V252H92ZM96 253V251H95ZM102 253V252H101ZM99 253V255L101 254ZM105 254V253H104ZM141 254V253H140ZM151 254V253H149ZM209 254V253H207ZM4 255H6V253H4ZM8 255V254H7ZM70 255V254H69ZM87 255V254H86ZM94 254H90L91 257ZM152 255V254H151ZM214 255V254H213ZM89 256V255H88ZM96 256V254H95ZM101 256V255H100ZM114 256L115 259H114ZM171 260L170 262H166L164 259ZM8 257V256H7ZM56 257V256H54ZM58 257V258H57ZM56 259H48L47 261H52L48 264H62L63 261V256H57ZM67 257V256H66ZM151 257V256H150ZM22 258V257H21ZM36 258V259H38ZM41 258V257H40ZM99 258V257H98ZM164 258V259H163ZM202 258V259H201ZM213 263H212V259ZM79 259V258H78ZM166 259V260H167ZM70 260V258H69ZM85 260V259H84ZM83 260V261H84ZM5 261V260H4ZM65 261V260H64ZM73 261V260H72ZM106 261V262H105ZM96 262V263H94ZM145 262V261H144ZM207 262L209 263V261L207 260ZM1 264L3 262H0ZM5 263V262H4ZM71 263V262H70ZM90 263V262H89ZM134 263V264H135ZM143 263V262H142ZM145 263V264H146ZM75 264V263H74ZM80 264V263H79ZM83 264V263H82ZM91 264V263H90Z\"/></svg>",
	"mask_w": 264,
	"mask_h": 264
},
{
	"label": "rangeland",
	"instance_id": "2",
	"mask_svg": "<svg viewBox=\"0 0 264 264\" xmlns=\"http://www.w3.org/2000/svg\"><path fill=\"white\" fill-rule=\"evenodd\" d=\"M12 1V2H11ZM0 0V67H3L4 65H2L4 62L6 63V59H8V60H17V59H20L21 61H22V64L24 65V67L23 68H20V69H18L17 67H13V70H10V71H8V72H3L2 74V78H4V80H6V81H2V82H0L1 84V86H0V89H2V92L4 93H2L1 92V90H0V96L1 97H5L4 99L3 98H1L0 97V106H1V108L2 109H0V135L2 134L3 136L0 138L1 140H0V144H3L4 142V144H5V146L7 145L8 147H10L9 148V150L11 151V153H15V152H20L21 154H19L20 156L22 155V151H24L23 152V155L16 161V163L18 162V161H20V160H24V162H22L21 164H18V168H13L14 170H16V171H14L13 169V171L12 172H10L7 176H5V178H3L2 177V179H1V181H2V188L4 189L5 188V186H6V183H7V181H8V179L9 180H12L16 175L18 176V175H21V174H23V173H27L28 172V170L33 174V172H32V168L30 167L31 166V164H32V161H34L35 160V158L38 156L37 154H40L41 152H44L46 149L45 148H43L44 147V143H46V142H48L49 141V143H50V138H53L54 136V140H56V141H58L57 142V144L59 145L58 146V148H60V146H61V148L60 149H62L61 151H60V154L61 155H63L64 153H68L69 151H74L75 149V147L72 149V146H73V143L72 142H70L69 143V141H71V138L73 137V135L74 134H77L78 132H82L83 131V133H84V131H87L82 137H80V138H78L79 140H93L94 142H96V143H98V142H100L101 140H103L104 138H106L107 140H109V142H110V150L108 151V152H103V155H105V157L106 158H110V157H112V158H117V157H120V156H125V157H129V158H131V159H133V161L135 162V160L136 159H134V158H136V157H138L136 154H137V151H131V149L130 148H128V150L127 151H124V152H121L120 153V149H121V147L123 146V145H129V143H131V141H132V139H130V136L129 137H127V134L128 133H132V132H134L133 130H136L137 129V127H132V125L130 124V121H128V119L127 118H123V114H122V116L121 115H118L119 113H117L116 112V108H115V106H113L114 108L112 109V107H111V111L113 110V111H115V113H113V114H111L110 112L109 113H107L109 116L110 115H117L118 117L116 118V116H115V119H117V126H114V127H112V128H110L109 129V127L111 126V124H109V120H105L104 122H103V124H104V129H106L104 132H103V134H105L102 138H100L98 141H97V139L100 137V135H98V136H95L96 134L95 133H97L98 131H100V129H99V124L96 126V127H98V128H96L94 125L95 124H91L92 125V127L94 128L95 127V129H93V131H89V128L91 127L89 124L90 123H92V121H96V117H93V118H91L92 117V115L94 116V113H95V109H92V108H95L96 106H94V105H92V104H90V103H85L84 105L86 106L85 108H86V112L85 113H87L86 115L83 113V117H80V118H82V119H80L79 117H77V119L79 118V120H75V121H73V122H71V119L69 120L68 118H65L64 116H63V114L60 112V113H57V112H55V111H51V114H48V113H45L42 117H40V118H36L33 114H31V113H29V112H33V113H35V114H39V113H43L42 111H41V107L40 106H38V105H36V104H34V106H33V104L32 103H26V105H25V103H24V100L25 99H32V98H34L35 96H36V93H35V89H36V87H37V81L38 82H41V81H50V83H52L51 85L53 86V89H57L58 88V90L59 89H61V88H59V86H61V85H63L62 83H63V81L65 80L64 78L65 77H63V79H61L59 76H55L54 74H56V73H60V70H62L63 68H65V67H67L66 69V71L68 72V73H66V75L69 77V74H70V76H72L75 80H79L81 77H80V71L78 70V69H74L73 70V68H69V66L68 65H70L69 63H72V61H74V60H71V58L69 59V55H68V52L65 50V53H64V55H63V57H65L66 56V58L65 59H62V60H56V55L57 54H54L53 52H51L50 54L48 53V45H43V51L44 52H46V55H42L43 57H40L39 55H38V51L40 50V46H41V44L42 43H40V40L42 39V40H44L43 38H42V34H43V29H41V34H35L34 32H33V29L31 28V27H33L34 25L32 24H30L29 23V19H27V16L28 17H30V14H35V13H37V15L38 16H41V18H42V25H43V27L44 26H46V30H47V32H48V29H51V31H53L54 30V28L55 29H58V26H60L59 24H61V26L59 27V29H62V30H67L66 32H67V34H66V37L67 38H70L71 40H72V38L74 37V39L75 40H78L79 41V43L83 46V47H85L86 48V50L87 51H89V53H91V54H89V55H91V56H94V55H101L100 53H99V51H102L101 49H99V44H98V46L94 43L95 42V40L97 41V40H100L99 38H93L94 36H91V34L90 35H88L90 38H91V40L89 39V38H87V35L85 34V32L87 31V30H89V29H91V27H93V26H96L95 24V22L93 23V24H91V25H87L86 26V24L83 26V27H85L86 26V29H84L85 31H83V29L82 28H80V27H78V25L76 26V24L74 23L73 24V26H72V24H71V27H70V22L68 23V21H69V18H70V16L69 15H63L62 14V12H65V13H67L68 12V9L72 6V8L70 9V11H72L73 12V14H74V11H76V16H78V15H80L81 14V7H83V5L86 3V2H88V1H91V0H74V2L76 1L77 2V4H76V2L74 3L73 2V0L72 1H70V0H67V1H70V2H66L65 0H60V1H58V0H56L57 1V3H56V1H54V0H38L39 2V4H38V6L37 7H34L33 6V4H32V1H30L29 2V0H25V2H24V0ZM45 1V2H44ZM53 1L55 2V3H53ZM62 1H63V3H62ZM85 2V3H83V2ZM126 1V0H125ZM219 1L220 0H216V3H219ZM6 2H8V5H6L7 3ZM65 2L67 3V5L68 6H70V7H67V6H65L66 4H65ZM79 2V3H78ZM166 2H167V0H166ZM261 2H263L264 3V0H262ZM22 3V4H21ZM25 3V4H24ZM59 3H61L60 5H59ZM69 3H73V4H75V9H74V5L72 4H69ZM167 3H170V4H173L174 5V7H173V9H172V12L171 13H169L168 15H166L164 18H160V24H158V21L156 20V22L157 23H155V24H157V28L155 27L154 28V25L151 27V29H149V30H152L151 32H149L148 33V36H149V38L151 37V39L152 40H154V41H152V43H150V44H152L153 45V50L152 51H155V53L156 54H159V57L158 58H154L153 56H152V54H151V56H150V52L151 53H154V52H152V51H143L144 49L141 47V46H138V45H144V44H142V43H138V42H135L134 44H133V46H134V49H135V51H133V50H131L127 55H126V53H125V57H126V59L129 61V63H128V71L129 70H132L133 72H134V70H138V71H140L139 73H145V71H147V69L148 68H152V66L150 65V64H152V65H156V64H166L167 62H169V63H172V61L173 62H178L179 61V59H181V58H186V57H189V58H193V57H195V58H198L199 56H198V54H199V51H200V46L201 45H199L198 43H196V42H194L196 39L195 38H197L198 36H195L194 34H195V30L192 32H190V30H191V28H193V27H196V28H200V27H202V26H209L210 24H212V22L214 21V19H210L212 16H213V10L215 9V8H211V9H207V10H205L204 11V13H203V15H202V18H203V22H198V23H195V19L194 18H196V17H193L192 15L194 14V13H196V11L198 10V9H195V7H198V6H200V4H196L195 5V1L193 0V4L191 5V6H189V7H187V5H188V1L186 2L185 0H168V2ZM21 4V5H20ZM26 4H30V6L28 7ZM64 4V5H63ZM80 4V5H79ZM26 5V7H24ZM46 5V6H45ZM114 5H116L115 3H114ZM161 5L163 6V4L161 3ZM186 5V6H185ZM8 6V7H7ZM252 7H255L254 6V4H252L251 5ZM263 7H264V4L262 5ZM38 7H40V8H38ZM44 8V11H43V8ZM261 6H258V5H256V8H260ZM5 10H4V9ZM13 8H14V10H13ZM49 8V9H48ZM79 8V9H78ZM113 9V13H114V11H115V9H116V11H119V10H117V8L118 7H112ZM172 8V7H171ZM7 9H9V10H7ZM28 9V10H27ZM51 9V10H50ZM53 9L55 10V11H57V10H62V11H60L59 13H57V15L56 14H54L53 12ZM10 10H13V11H10ZM34 10V11H33ZM35 10H37V11H35ZM41 10V11H40ZM87 10V9H86ZM4 11V12H3ZM40 11V12H39ZM43 11V12H42ZM47 11H48V13H47ZM67 11V12H66ZM84 11V10H83ZM82 11V12H83ZM115 11V12H116ZM14 12H16V13H14ZM20 12V13H19ZM26 12V13H25ZM41 12H42V14H41ZM53 15V16H51L52 17V21L53 20H55V21H53V22H49L48 21V15H51L50 13ZM215 12V11H214ZM24 13V14H23ZM79 13V14H78ZM16 14H18L19 15V17H18V15H16ZM32 14V15H33ZM41 14V15H40ZM83 14H84V12H83ZM59 15V16H58ZM164 15V14H163ZM54 16H55V18H54ZM75 16V17H76ZM81 16V15H80ZM115 16H116V13H115ZM172 18H171V17ZM13 17V18H12ZM20 17H22V18H20ZM46 17V18H45ZM58 17H60V18H58ZM65 17V18H64ZM67 17H69L68 19H67ZM101 17V16H100ZM253 17H255L254 18V21H251V22H248L246 25H247V29H250L251 30V32L249 31L248 33H251V36H252V39H249V38H247V46H246V48H247V50L244 52L243 50H239V48H238V41L239 40H236V39H242V37L240 36V35H237V37L235 36V33H237V34H240L241 32V27H239L240 25L238 24V20L236 21H234V17H232L231 19H230V21H231V23H230V21H229V23L232 25L233 24V26H234V28L232 29L234 32H232L231 30H229V32H228V30H225L224 28L223 29H220L221 30V35L222 36H227L228 38H234L235 37V42L233 41V46L232 47H228V49H232V50H235L236 52H238V56L236 57V56H233V58L235 59H224V62H223V60H222V62H221V58H218V60H220V61H218V62H220V64H218L219 66L221 65V67H222V69L224 70L223 71V75H227V76H225V77H229L231 80H233L234 82H233V84H235V85H233L234 86V89L232 88V90L233 91H230V92H232L231 93V95H227V94H225V95H223V96H219V98H217V99H219V100H223L224 101V104H227L228 106L229 105H232L233 103L235 104V105H237V107H229V108H225L224 107V109H223V111H221V118H222V120H219L218 122H219V124L217 123V121H216V124L219 126V127H221V126H225L226 125V127H229V126H232V130H237L239 133L238 134H236L235 135V137L234 136H230V132H231V130L229 131H226V132H222V131H217V133H215V135L212 137L213 139H211V141L212 142H210V143H207L206 144V146L208 147V146H211L210 147V149H211V151H208V152H211V153H213V154H208V152L207 151H205V152H207V153H205L204 151L203 152H201L200 150H198V149H200V147H201V145H203V144H201V145H199L200 143H196L197 144V146H196V144H195V142H194V145H193V147H194V150H192L193 151V154H192V151H190L191 149V146L189 145V147L186 145V144H183V145H176V146H174V143H173V141H175V139H176V137L173 135V134H170L168 137L170 138V139H168V141H170V143H169V145H167V147H165V148H168V149H166L165 151L163 150V153H165V154H170L171 152H176L177 151V149H178V154H180V155H178V154H176L175 153V155L177 156V159H172V158H170V159H164L163 158V156H158V158L156 159V163H161V164H168V166H170V164H171V167H168V168H170L169 170H167L168 168H166V170L165 171H163V172H167L166 174H169V175H172L171 177H173L174 178V184L172 185V188L169 190V191H167L166 192V194L168 193V195H169V202H170V204H169V202L167 201H164V198L162 197V196H164L163 194H162V192H160V191H158V192H156L155 194H154V199H156L157 198V200H154V203L153 204H150V202H146L147 201V199L149 198V193H147V192H144V190H143V186L145 185V184H143V182H140V181H145V179H147L146 178V176H141V178L139 179V181L137 180V185H133L132 186V188H131V191H126L127 190V188H125V190L123 191L122 190V188L121 187H119V188H121V189H119L118 190V188H117V186H116V184L117 183H114V181H112V176H115L116 174H118V173H114V172H116V171H114L113 173H110V174H108V176H106L105 178H96L94 175H92L93 176V178L91 179V181H95V183H93L94 185H96V186H94V187H97V188H100L101 189V193H97V192H100L99 190L100 189H97V188H94V187H92V185L90 186V187H88V189H86L82 194H80L79 195V189L80 188H78V189H76V191H75V189L73 190L72 188H71V190L76 194L77 193V198L79 197V196H81L79 199L81 200V201H84L85 202V198L86 197H91V202L87 205V206H90L89 208H86L87 206H84V207H81V205L80 206H76L75 207V209L74 208H66V209H64V211L62 210V211H60L59 209L57 210V204H55V205H51L52 207L50 208V210H52V211H49V212H47V213H45V210H43V209H39L38 210V212L39 213H35L34 212V208L33 207H35V208H38L37 207V204H38V202H35V205H33V207H30L29 209L27 208L26 210H23V208H24V206H23V201H20V202H18V203H14V205H16V206H14L13 204L8 208L9 210V212L12 214L13 213V215L12 216H10L9 218H5V216H4V214H2V213H0V225L2 224L4 227H14V228H16V227H18L20 224H21V222H25V221H27L26 223H24V225L26 224L27 225V223H28V221H30L28 218H31V221L36 225L37 223L39 224V222L40 223H45L46 225H48L49 224V222H50V218H54L55 219V221H54V219L52 218V220L51 221H53V223H55V222H57V220H65V221H67L66 223H63L62 225H60L61 227H65L66 225H73V226H71L70 228L72 229V228H75L74 229V231H71V232H74L73 234H71V232H64V233H62V234H65V235H62L61 236V238H59L58 239V237L56 236H54L55 237V239H54V241H45L44 243H41L40 242V246H37V247H39L40 249H39V251H37V252H35V255L37 254V253H40L41 254V258L39 257H35L34 259H35V262L36 263H40V264H48V263H50V262H52V261H47L48 259H56V257L57 256H63V261H62V264H92L93 263V261H92V258H97V259H99V262L101 261V257H103L104 259H105V257H106V253L107 252H113L114 254L116 253V251H120L121 252V254L123 255V254H127V253H130L132 250H135V251H132V252H135V253H138V252H140L139 253V255H141L142 256V254L146 257V256H148V257H146V258H148V261H150V259H155V258H160L161 259V257H164L165 255H166V253H167V256L170 254V252H172V251H175L176 250V247H169V242L167 241V240H163V238L165 237L164 235H166V234H168L169 236H170V238H178L177 240H181V239H183L185 236H182V234H186V233H184V232H186L185 231V228H182V229H180V228H178V226H176V224H174V223H170L169 221H168V219H167V217H168V212L169 211H167V209L169 210V209H172V208H174L175 207V205L176 206H178V203L175 201L176 199H177V197L179 196V195H176L179 191H180V189H181V187H179L178 186V184H180V185H183V186H185V187H187L189 190H190V192H193V195H195L194 197L195 198H192V205H193V208H194V210H195V213L196 214H198L199 216H200V218L201 219H207L208 220V218H209V223H208V221L206 222V221H204V220H201L200 222L201 223H198V224H200V225H197V226H201V227H207V224H210L209 226H211V227H209L210 228V230H211V232H213V233H211L210 235H209V237H208V240H207V245H206V252H205V257L207 258V260L209 261V263L207 262V260H206V264H211V260H209L210 258H212V256L214 257V256H216V253L218 254V251H220V248L221 247H218L217 245H216V243H218V242H220L221 240H223V239H227V240H230L231 238H234V237H236V239L237 240H242L244 237H247V238H250V240H251V242H253V239H254V241L256 242V241H258V243H259V245H260V243H262V242H264V182H262V181H264V139H263V137L261 136L263 133H264V125H262L261 124V120H262V115L264 114L263 112V114L261 113V110H260V113H261V118H260V120L259 119H255V127L254 126H251V124H250V122H249V120H245V122L243 121L244 120V117H242V116H240L238 113H239V111H238V105H240V107H245L246 105V99H248L247 97H249V96H253L254 95V91H252L251 93L252 94H244V96L242 95V92H244V90H246V87L247 86H245V83L247 82L246 81V79L247 80H250L251 78L250 77H252V79L254 80V79H256L257 77H260V76H262V74H263V71L261 72V70L264 68L263 67V64H264V59L263 58H259L258 57V55H262L263 56V53H264V28H262V27H260V26H258V21L259 20H261L260 19V16H255V15H253ZM171 18V19H170ZM45 19V20H44ZM57 19L59 20V21H57ZM125 19L126 18H123V20L125 21ZM3 20V21H2ZM26 20V21H25ZM133 20V19H132ZM161 20H162V22H161ZM173 20L175 21V22H173ZM182 21H183V23H182ZM193 21H194V23H193ZM223 21V22H222ZM26 22V23H25ZM58 22V23H57ZM80 22V21H79ZM108 24L107 25H109L110 23H109V21H106ZM106 22H104V23H106ZM169 22H171V23H169ZM218 22H221V23H218ZM218 22H217V24H218V29L222 26V24L223 25H226L227 23H228V21L225 19V17L224 18H220V21L218 20ZM227 22V23H226ZM237 22V23H236ZM2 23V24H1ZM67 24V29H66V26L64 27L63 26V24ZM81 23V22H80ZM134 23H136L135 22V20L133 21V23H130V25H131V28L133 27V25H136V24H134ZM170 25H169V24ZM176 23V24H175ZM181 24V25H183V28H181V29H178L179 27L177 26V24ZM236 23V24H235ZM4 24V25H3ZM12 24V25H11ZM52 24V25H51ZM171 24H172V26H171ZM256 26H255V25ZM10 25V26H9ZM14 25V26H13ZM48 25V26H47ZM56 25V26H55ZM111 25V24H110ZM167 25V26H166ZM220 25V26H219ZM253 27H251V26ZM68 26H69V28H73L74 29V27H78V29L80 30V31H82L83 33H81L80 34V32H79V30L77 31V33H79L80 35H81V37H77V38H75V36H73L72 35V33H70L69 31H68ZM177 26V27H176ZM16 27V28H15ZM88 27V28H87ZM102 27V26H101ZM106 27V25H104V27L103 28H105ZM120 27V26H119ZM136 27V26H135ZM235 27H239L238 28V30H237V28L235 29ZM75 28V29H76ZM167 28V29H166ZM254 28H256L257 30L259 29V30H261L262 29V32L260 31V35L258 36V38H254L255 37V35H256V30L254 29ZM3 29V30H2ZM9 29V30H8ZM11 29V30H10ZM22 29V30H21ZM74 29V30H75ZM161 29V30H160ZM164 29V30H163ZM240 29V30H239ZM246 29V28H245ZM2 30V31H1ZM16 30V31H15ZM77 30V29H76ZM143 30V29H142ZM166 30H167V32H166ZM236 30V31H235ZM256 32H255V31ZM12 31V32H11ZM21 31V32H20ZM127 31H130L129 29H127ZM162 31V32H161ZM237 31H239V33L237 32ZM95 32V31H94ZM174 32V33H173ZM204 32V31H203ZM202 32V33H203ZM2 33V34H1ZM17 33V34H16ZM21 33V34H20ZM56 33V32H55ZM163 33H165V34H163ZM175 33L177 34V38H175ZM194 33V34H193ZM217 33H218V31H217ZM224 33H225V35H224ZM24 34V35H23ZM72 36H71V35ZM162 34V35H161ZM171 34H173V35H171ZM18 35H19V37H18ZM21 35V36H20ZM43 35H45V33L43 34ZM2 36V37H1ZM16 36V37H15ZM70 36V37H69ZM85 36V37H84ZM188 36V37H187ZM32 37V38H31ZM36 37V38H35ZM72 37V38H71ZM121 37V36H120ZM174 37V38H173ZM21 38V39H20ZM86 38V39H85ZM244 38V37H243ZM263 39V40H260V39ZM14 39V40H13ZM27 39V40H26ZM33 39V40H32ZM35 39V40H34ZM73 39V40H74ZM89 39V40H88ZM172 39H173V41H172ZM240 39V40H241ZM158 40V41H157ZM258 40V41H257ZM19 41H21L22 42V47L20 48V47H18V42ZM38 41V42H37ZM86 41V42H85ZM160 41V42H159ZM228 41V40H227ZM253 41V42H252ZM262 41V42H261ZM36 42V43H35ZM158 42H159V44H158ZM28 43V44H27ZM33 43H34V46H33ZM156 43V44H155ZM251 43V45H249ZM26 44V45H25ZM40 44V45H39ZM58 44V43H57ZM60 45L62 46V44L60 43ZM185 45V46H184ZM192 45V46H191ZM237 45V46H236ZM254 45V46H253ZM30 46V47H29ZM33 46V47H32ZM36 46V47H35ZM29 47V48H28ZM38 47H39V50H38ZM97 47V48H96ZM181 47H183V49L182 50H180L179 51V48H181ZM250 47V48H249ZM251 47H253L252 48V50L254 51H252L251 50ZM255 47V48H254ZM257 48V49H256ZM259 48V49H258ZM8 49V50H7ZM35 49V51H33ZM262 49V50H261ZM12 50V51H11ZM16 50V51H15ZM23 50V52H21V51ZM30 50H32L33 52H31ZM53 50V49H52ZM239 50V51H238ZM257 50V51H256ZM41 51V50H40ZM54 51V50H53ZM143 51V52H142ZM180 53H179V52ZM196 51V52H195ZM252 51V52H251ZM11 52H12V55H11ZM15 52V53H14ZM25 52V53H24ZM69 52H70V50H69ZM173 52H175V53H178L175 57H172L171 56V54L173 53ZM248 52V53H247ZM19 53V54H18ZM23 53V54H22ZM49 55H48V54ZM244 53V54H243ZM247 53V54H246ZM253 54V55H255V57L253 56V55H251V54ZM7 54V55H6ZM14 55V56H13ZM196 55V56H195ZM249 56V55H251V56H249V57H247V59L245 60V58L246 57H241V56ZM2 56H3V58H2ZM6 57V58H5ZM8 57V58H7ZM10 57V58H9ZM16 57H19V58H16ZM55 57V58H54ZM152 57V58H151ZM180 57V58H179ZM258 57V58H257ZM45 58V59H44ZM177 58V59H176ZM237 58H239V59H237ZM253 58V59H252ZM259 59V60H258ZM260 59H262V60H260ZM23 60L25 61V62H23ZM227 60H230L229 62H227ZM234 60V62H232ZM55 61L56 62H58V63H55ZM66 61H67V63H66ZM91 61H93V60H91ZM215 61H217V59H215ZM226 61V62H225ZM242 61V62H241ZM261 61V62H260ZM263 61V62H262ZM9 63H11L12 64V61H8ZM45 62V63H44ZM94 62V61H93ZM32 65H31V64ZM47 63H52L53 64V66L54 67H56V72H51V71H49L47 68H46V65H47ZM143 63V64H142ZM150 63V64H149ZM258 63V64H257ZM260 63V64H259ZM73 64H74V62H73ZM235 64V65H234ZM34 65V66H33ZM35 65H37L36 67H35ZM75 65V64H74ZM136 65V66H135ZM138 65V66H137ZM171 65H174V64H171ZM252 65V66H251ZM256 65V68L255 69H253V70H255V71H253L252 73L250 72V71H247L249 68H251V67H254ZM29 66V67H28ZM71 66V65H70ZM142 66H143V68H142ZM150 66V67H149ZM198 66H199V64H198ZM198 66L196 67V68H198ZM226 66V67H225ZM236 66V67H235ZM28 67V68H27ZM32 67V68H31ZM63 67V68H62ZM224 67L226 68V69H224ZM31 68V69H30ZM46 68V69H45ZM58 68H59V70H58ZM228 68V69H227ZM238 68V69H237ZM241 68V69H240ZM243 68V69H242ZM261 68V69H260ZM27 71H26V70ZM230 69V70H229ZM233 69V70H232ZM245 69V70H244ZM198 70H200L199 68H198ZM235 70H236V72H235ZM7 71V70H6ZM11 71H13V73L11 72ZM16 71V72H15ZM25 72L26 73V76L28 77V78H34L35 80V83L34 84H30V82H29V84H24V82L18 77V74L17 73H19V72ZM36 73H34V72ZM55 71V70H54ZM150 71H151V69H150ZM150 71H147V72H150ZM231 71V72H230ZM239 71H242V75H241V72H239ZM244 71L246 72V74L244 73ZM30 72V73H29ZM152 72V71H151ZM259 72V73H258ZM190 73H192V71H190ZM244 73V74H243ZM251 73V74H250ZM37 74H38V78H40V79H38L36 76H37ZM185 74V72H180V73H176V72H174L173 74H172V76H171V84L174 86V91L172 92V93H170L171 95V99L167 102V103H164V105L166 106V108L165 109H167L166 111H169V113L168 112H166V111H163L162 109H161V111H162V115H161V118H159L158 119V121H160L161 119H164L165 117H168L169 116V118H172V122L173 121H178V120H180V114L179 113H175L174 111L178 108L179 109V107H181V109H183V110H186V107H188V108H190V107H192V106H186L183 102H182V100H183V98L185 99V97L187 96V97H189L188 95H186L185 93H183V89H182V87H180V83L182 84V82L184 81V78H186V76L184 75ZM186 74H188V71H186ZM256 74L258 75V76H256ZM6 75V76H5ZM182 75V76H181ZM231 75H232V77H231ZM236 75V76H235ZM246 75V76H245ZM252 75H255V76H252ZM30 76V77H29ZM32 76H34V77H32ZM237 76H239L238 77V79H237ZM50 77V78H49ZM237 79H235V78ZM242 77L244 78V80H242ZM17 78V79H16ZM183 78V79H182ZM197 78L198 79H202V78H210V75L208 74V73H203V72H201V73H198L197 74ZM220 79L222 78V77H219ZM126 79V80H125ZM179 79H181V80H179ZM258 79V78H257ZM63 80V81H62ZM129 76H127V75H125V76H123L122 77V81H126V84L132 89V90H134V82H132V80H130V82H129ZM174 80V81H173ZM242 80V81H241ZM9 81V82H8ZM173 81V82H172ZM235 81H236V83H235ZM251 81V80H250ZM16 82V83H15ZM129 84H128V83ZM176 82H178V83H176ZM232 82V81H231ZM239 82H240V84H239ZM241 82H243L244 84H241ZM249 82V81H248ZM247 82V83H248ZM259 81H257V83H258ZM11 83V84H10ZM54 83V84H53ZM14 84V85H13ZM19 84V85H18ZM238 84V85H237ZM13 85V86H12ZM18 85V86H17ZM27 85V86H26ZM222 85H224V83L222 84ZM240 85H243V88L240 86ZM9 86H11V88L9 87ZM23 86H24V88H23ZM30 86V87H29ZM32 86V87H31ZM240 86V87H239ZM245 86V87H244ZM5 87V88H4ZM9 87V88H8ZM29 87V88H28ZM129 87H125L124 89H126V92L129 94V92L131 91V89L130 90H128L129 89ZM239 87V88H238ZM7 88V89H6ZM15 88V89H14ZM257 88H259V87H257ZM256 88V89H257ZM237 89V91H235ZM263 89V88H262ZM8 90H10V91H8ZM32 90V91H31ZM34 90V91H33ZM175 90L177 91V92H175ZM238 90H239V92H238ZM19 91V92H18ZM28 91V92H27ZM179 91V92H178ZM6 92V93H5ZM22 92V93H21ZM181 92V93H180ZM241 92V93H240ZM131 93V92H130ZM26 94V95H25ZM240 94V95H239ZM242 95V96H241ZM27 96H30V97H27ZM142 96H144L143 94H142ZM245 96H247V97H245ZM111 96H108V97H105V98H110ZM36 98V97H35ZM104 98V99H105ZM229 98V99H228ZM233 98V99H232ZM241 98H243V99H241ZM8 99V100H7ZM22 101H20V100ZM3 100L5 101V103L3 102ZM7 100V101H6ZM15 100V101H14ZM102 99H99L98 101L100 102ZM11 101H13V102H11ZM126 101H129V99L127 98L126 99ZM9 102H11V103H9ZM95 102H96V99H95ZM227 102V103H226ZM244 102V103H243ZM3 103V104H2ZM9 103V104H8ZM20 103V104H19ZM182 103H183V105H182ZM250 103H251V97H250ZM12 104H13V106H12ZM28 104V105H27ZM9 107H8V106ZM19 107V108H17V107ZM23 106H25V107H23ZM92 106V107H91ZM94 106V107H93ZM131 106V105H130ZM168 106H170V107H168ZM173 106V107H172ZM183 106V107H182ZM208 107V105L206 104L204 107ZM5 107H7V108H9V109H7V108H5ZM15 107V108H14ZM30 107V108H29ZM32 107H33V109H32ZM46 107V106H45ZM89 107H91V108H89ZM162 107V106H161ZM177 107V108H176ZM6 109L7 111L9 110V112H11V113H14L15 115H13L14 117H12V115H10L9 113H6L5 112V110L4 109ZM37 108V109H36ZM119 108V107H118ZM172 108V109H171ZM25 109V110H24ZM28 109H30V110H28ZM88 109H92L91 111L90 110H88ZM214 109V108H213ZM12 110V111H11ZM160 110V107H158L157 106V110H156V112L157 111H159ZM20 112V114H18V112ZM88 111V112H87ZM171 111V112H170ZM21 112H23V114H21ZM223 112V113H222ZM3 115H2V114ZM90 113H92V114H90ZM53 114V115H52ZM21 115V116H20ZM24 115V116H23ZM25 115H26V117H25ZM50 115V116H49ZM57 115V116H56ZM89 115V116H88ZM108 115H103L104 117L105 116H108ZM177 115L179 116L178 117V120H177ZM182 115V114H181ZM34 116V117H33ZM44 116H47V117H45L46 119H47V122H46V120L44 121L43 120V117ZM50 118H49V117ZM62 116V117H61ZM87 116V117H86ZM5 117V118H4ZM18 117V118H17ZM27 117H30V118H27ZM64 117V118H63ZM88 117H90V118H88ZM157 117V116H156ZM9 118V119H8ZM33 120H32V119ZM85 118H88L89 119V121L87 120V119H85ZM3 119V120H2ZM7 119V120H6ZM85 119V120H84ZM92 119H94V120H92ZM176 119V120H175ZM13 120V121H12ZM19 120V121H18ZM30 120V121H29ZM92 120V121H91ZM150 120H154L155 121V119H150ZM55 121H57V122H55ZM65 121V122H64ZM69 121H70V123H69ZM78 121H79V123H78ZM81 121V122H80ZM157 121V122H158ZM223 121V122H222ZM241 121V122H240ZM8 122L10 123V126H9V124H8ZM12 122V123H11ZM32 122V123H31ZM75 122V123H74ZM86 124V127L84 126V124ZM247 122V123H246ZM58 123V124H57ZM66 123V124H65ZM67 123H68V125H67ZM80 123H82V124H80ZM94 123V122H93ZM220 123H222V124H220ZM239 123H240V127L239 128H237V127H235V126H238L239 125ZM5 124V125H4ZM19 124V125H18ZM50 124V125H49ZM75 126H74V125ZM105 124H106V126H105ZM242 124H244V125H242ZM28 125H30L29 127H28ZM38 125V126H37ZM70 125H72V127L70 126ZM79 125V126H78ZM110 125V126H109ZM181 125V124H180ZM183 125V124H182ZM181 125V126H182ZM246 125V126H245ZM42 126V127H41ZM45 126H47V128H45ZM51 126V127H50ZM217 126V128H219ZM26 127V128H25ZM28 127V128H27ZM40 127V128H39ZM54 128V127H58L57 129H55V131L57 132V134H56V132L55 131H52V130H50L51 128ZM62 127V128H61ZM84 127V128H83ZM234 127V128H233ZM244 127V128H243ZM41 128H44V129H41ZM63 129L64 131V133L63 132H60V133H58V131L60 130V129ZM65 128V129H64ZM70 130H69V129ZM117 128V129H116ZM214 128H216V127H214ZM240 128H242V129H240ZM246 128V129H245ZM67 129V130H66ZM249 129V130H248ZM47 130H49L48 132H47ZM92 130V129H91ZM129 130V132L127 133V131ZM245 130V131H244ZM254 130V131H253ZM51 131V132H50ZM74 133H73V132ZM97 131V132H96ZM121 131H122V133H121ZM243 131H244V133H243ZM251 131H253V133L252 134H250L251 133ZM256 131H257V133H256ZM137 132H139V131H137ZM220 132H222V133H220ZM245 132H247L246 134H245ZM44 133H45V135H44ZM51 133H53V135L51 134ZM69 133V134H68ZM170 133V132H169ZM168 133V134H169ZM241 133V134H240ZM260 133V140L255 136V134L256 135H258ZM54 134H56V135H54ZM59 134V135H58ZM61 134V135H60ZM63 134V135H62ZM67 134V135H66ZM111 134H113V135H111ZM250 135V137H249V135L248 136H246L247 137V139H250L251 137V140H248L247 141V139L246 138H244L243 136L244 135ZM4 135H5V137H4ZM9 135V136H8ZM11 135V136H10ZM47 135H49V140L48 139H46L47 138ZM58 135V137H56ZM65 135V136H64ZM133 135H136V133L135 134H133ZM220 135L222 136V137H220ZM253 135V136H252ZM17 136V137H16ZM64 138H63V137ZM218 136V137H217ZM255 136V137H254ZM12 137V138H11ZM32 137V138H31ZM46 137V138H45ZM67 137H69V138H67ZM172 137H175L174 138V140H173V138ZM217 137V138H216ZM233 137H234V139H233ZM239 137V138H238ZM18 138V139H17ZM45 138V139H44ZM59 138V139H58ZM61 138V139H60ZM64 140H63V139ZM139 138V137H138ZM235 138H237V139H235ZM8 139H10L9 141H8ZM33 139V140H32ZM43 141H42V140ZM66 139V140H65ZM208 139V138H207ZM207 139H205V140H207ZM218 139V140H217ZM256 139H257V141L259 140V142H256ZM40 140H41V142H40ZM60 140H62V141H60ZM68 140V141H67ZM3 141V142H2ZM64 141L67 143V145L69 144L70 145V147H68L67 145H66V143H64ZM126 141H128V142H126ZM141 141H144V139H142L141 140V138H139V140H138V143H140ZM201 143H202V141L201 140H199ZM60 142V143H59ZM62 142V143H61ZM145 142V141H144ZM216 142H219V143H217V146H214L213 147V145L214 144H216ZM241 142V143H240ZM261 142H263V143H261ZM40 143L42 144V145H40ZM229 143V144H228ZM240 143V144H239ZM72 144V145H71ZM209 144H211V145H209ZM97 145V144H96ZM4 146V147H5ZM33 146V147H32ZM65 146V147H64ZM130 146V145H129ZM151 146H153V145H151ZM205 146V145H204ZM241 146V147H240ZM20 147H21V149H20ZM37 147V148H36ZM175 147V148H174ZM196 147V148H195ZM199 147V148H198ZM216 147L218 148L217 150H215L216 149ZM36 148V149H35ZM65 148H66V150H65ZM148 148V147H147ZM177 148V149H176ZM189 148V149H188ZM214 148V149H213ZM221 148V149H220ZM23 149V150H22ZM35 149V150H34ZM97 149H100V148H97L96 147V150ZM169 149H172V150H170L169 151ZM181 149V150H180ZM248 149V150H247ZM17 150V151H16ZM32 150H34V152L32 151ZM40 150V151H39ZM68 150V151H67ZM92 150H94V149H92ZM92 150H88V151H83V152H81V153H78L79 154V156H84V155H87V154H85V153H90ZM148 150H150V148L148 149ZM180 150V151H179ZM182 150H184V152H182ZM196 150V151H195ZM215 151V153H214V151ZM219 150V151H218ZM27 151V152H26ZM190 151V152H189ZM234 151V152H233ZM247 151V152H246ZM35 153L34 155H33V153ZM40 152V153H39ZM78 152V151H77ZM195 152V153H194ZM196 152H198V153H200V154H198V153H196ZM220 152V153H219ZM26 153V154H25ZM84 153V154H83ZM113 153V154H112ZM135 155H134V154ZM191 153V154H190ZM218 153V154H217ZM229 153V154H228ZM248 153V154H247ZM32 154V155H31ZM77 154V155H78ZM82 154V155H81ZM190 154V156H188ZM195 154H196V157L197 158H199V159H197V161L194 159V157H195ZM202 154H203V156L204 157H202ZM218 155V158H219V162H214L213 161V157L215 156V155ZM244 154L246 155V157L244 156ZM67 155L68 154H66L65 156H66V158H67ZM131 155V156H130ZM198 155V156H197ZM210 155V156H209ZM221 155V156H220ZM223 155V156H222ZM225 155H226V158H223V157H225ZM29 156H30V158H29ZM192 156V157H191ZM200 156V157H199ZM206 156H208V157H206ZM212 156V157H211ZM25 157L26 158H29V160L28 159H26L25 160ZM87 157V158H86ZM86 157H83L85 160H84V162L85 161H87L88 159H90V158H88V157H90V156H86ZM190 157V158H189ZM238 157V158H237ZM32 158V159H31ZM83 158H81V162H83L82 160H83ZM121 158V157H120ZM161 158H163V159H161ZM182 158V159H181ZM210 158V159H209ZM221 158H223V159H221ZM184 159V160H183ZM256 159H257V162H256ZM59 160V163H61V164H65L66 163V159H64V160H66V161H64L63 159H62V161L60 160V159H58ZM166 160H169V161H166ZM177 160V161H176ZM185 160H187V161H185ZM192 160H194V161H192ZM249 160H251L250 162H249ZM255 162H254V161ZM259 160V161H258ZM27 161V162H26ZM61 161V162H60ZM165 161V162H164ZM180 161V162H179ZM184 161V162H183ZM204 161V162H203ZM253 161V162H252ZM63 162V163H62ZM133 162V164L131 165V167L129 168L128 167V169L131 171V170H133L134 169V163ZM177 163L176 165H177V167H175V163ZM182 162V163H181ZM186 162V163H185ZM191 162V164H189ZM198 162V163H197ZM67 163H69V162H67ZM159 163V164H160ZM179 163L181 164V165H179ZM184 163H185V165H184ZM200 163V164H199ZM258 163L260 164L259 166H261V165H263V166H261V168L260 169H257V170H253L254 169V167H257L258 166ZM22 166V167H19V166ZM25 165V166H24ZM68 165H70V163L69 164H67V166ZM180 167H179V166ZM183 165V166H182ZM189 165H191V166H189ZM255 165V166H254ZM257 165V166H256ZM29 166V167H28ZM167 166V165H166ZM166 166H162L163 168H165ZM188 167L189 169L186 171V170H184V169H187V168H185V167ZM196 166V167H195ZM208 166H213V167H208ZM216 166V167H215ZM254 166V167H253ZM66 167V166H65ZM161 167V166H160ZM191 167L192 168H194V169H191ZM206 167V168H205ZM208 167V168H207ZM26 168V169H25ZM67 168V167H66ZM181 168V169H180ZM23 169V170H22ZM67 169H69V168H67ZM127 169V170H128ZM150 169V168H149ZM263 169V170H262ZM58 170V171H57ZM57 172L55 171V173H56V175H57V177L59 178V180L60 181H62V179L64 180L65 179V175H63V173H64V171H63V166H60V168H57ZM62 170V171H61ZM126 170V171H127ZM178 170V171H177ZM180 170H182V171H180ZM207 170H210L211 172H209V174H208V172H207ZM18 171V172H17ZM123 171H125V170H122L121 172H123ZM183 171H185V172H183ZM194 171H196V173L194 172ZM198 171V172H197ZM205 171V172H204ZM216 171V172H215ZM2 171H1V169H0V173H1ZM60 172H61V174H60ZM175 172V173H174ZM180 172H181V175H180ZM183 172V173H182ZM193 172V173H192ZM199 172H201V174L199 173ZM215 172V173H214ZM256 172V173H255ZM258 172V173H257ZM12 173V174H11ZM109 173V172H108ZM197 173H199L198 175H197ZM64 174H70V173H64ZM112 174V175H111ZM178 174V175H177ZM188 174H190V176L188 175ZM193 174H194V176H193ZM208 175V177L207 178H205L204 176L205 175ZM212 174V175H211ZM61 175H63V176H61ZM127 174H125L123 177H125ZM192 175V176H191ZM209 175L211 176V177H209ZM240 175V176H239ZM245 175V176H244ZM257 175V176H256ZM260 175H262V176H260ZM11 176V177H10ZM195 176H197V177H195ZM200 176H202V178L200 177ZM237 176V177H236ZM9 177V178H8ZM185 177L187 178V177H189V178H187L186 179V181H185ZM254 177V178H253ZM256 177V178H255ZM259 177V178H258ZM62 178V179H61ZM176 178V179H175ZM197 178V179H196ZM199 178V179H198ZM201 178V179H200ZM212 178V179H211ZM213 178H215V179H213ZM258 178V179H257ZM7 179V180H6ZM35 179V178H34ZM34 179H31V180H29V181H31V183L32 182H35V180ZM183 179V180H182ZM195 179V181H192V180H194ZM203 179V180H202ZM207 179H209V180H207ZM249 179H253L252 181L251 180H249ZM255 179V180H254ZM260 179V180H259ZM26 180H27V178H26ZM36 180H38V178H36ZM136 180V179H135ZM178 180H179V182H178ZM200 180V181H199ZM212 180V181H211ZM214 180V181H213ZM203 181V182H202ZM3 182H4V184H3ZM134 182L135 181H131L130 182V184L129 185H132V184H134ZM178 182V183H177ZM193 182V183H192ZM206 184H205V183ZM261 182H262V184H261ZM110 183V184H109ZM111 183H113L114 184V186H112L113 184H111ZM140 183H141V186H140ZM196 183L198 184V186L196 185ZM234 183V184H233ZM255 183V184H254ZM101 184V185H100ZM194 186H193V185ZM202 184V185H201ZM103 185V186H102ZM119 185V184H118ZM160 185V184H156V187H158V186ZM175 185V186H174ZM216 185V186H215ZM259 185V187H257ZM109 186V187H108ZM140 186V187H139ZM211 186H213V187H211ZM218 189H216L215 187ZM256 186V187H255ZM261 186V187H260ZM116 187V188H115ZM137 189H136V188ZM155 187V188H156ZM193 187V188H192ZM26 188L28 189V186H26ZM116 190H115V189ZM141 188V189H140ZM210 188H212V189H210ZM224 188V189H223ZM262 189L263 190V192H261L260 194H255V192L258 190V189ZM108 191H107V190ZM134 189V190H133ZM241 189H243V190H241ZM255 189V190H254ZM118 190V191H117ZM194 190V191H193ZM199 190V191H198ZM222 190L224 191V192H222ZM227 190V191H226ZM241 190V191H240ZM44 192H48L49 191V188L48 187H46V188H44V190H43ZM88 191H89V193H88ZM96 192L95 194H97V196H101V197H103V198H105V199H96V195H94V193H91V192ZM108 193H107V192ZM118 192V193H116V192ZM126 191V192H125ZM198 191V192H197ZM212 191H215V193L214 192H212ZM231 191V192H230ZM243 191H245V192H243ZM104 192V193H103ZM110 192V193H109ZM196 192V193H195ZM218 192V193H217ZM226 192V193H225ZM228 192H230L231 194H232V196H229V194H228ZM233 192V193H232ZM241 192V193H240ZM120 193V194H119ZM129 193V194H128ZM153 193V192H152ZM205 193V194H204ZM101 194V195H100ZM103 194V195H102ZM109 194H111L110 196H109ZM141 194V196H139ZM172 194H175V195H172ZM215 194H218V195H215ZM222 194L224 195V197L222 196ZM79 195V196H78ZM84 195V196H83ZM104 195H107L109 198H110V200H109V198L108 197H106V196H104ZM130 195V196H129ZM135 195H136V200H138V201H135L134 202V200L133 201H130V199H132V196H134V198H135ZM147 195V196H146ZM160 195V196H159ZM200 195V196H199ZM209 195V196H208ZM221 195V196H220ZM235 195H236V197H235ZM117 196V197H116ZM145 196V197H144ZM157 196V197H156ZM158 196H159V198L160 199H163V200H160L159 198H158ZM173 196H175L174 197V199H173ZM249 198H248V197ZM16 197L17 198H25L26 197V195H20L19 193H17L16 194ZM73 197V196H72ZM129 197V198H128ZM144 197V198H143ZM171 197V198H170ZM198 197V198H197ZM219 199H218V198ZM83 198V199H82ZM115 198V199H114ZM118 198V199H117ZM124 198V199H123ZM140 198V199H139ZM143 198V199H142ZM207 200H205V199ZM212 198V199H211ZM230 198V199H229ZM242 198V199H241ZM173 199V200H172ZM198 199H200V200H205V201H200V200H198ZM210 199V200H209ZM118 200V201H117ZM119 200H120V202H119ZM140 200L142 201V202H140ZM144 200V201H143ZM193 200H195V201H193ZM212 200V201H211ZM218 201V202H215V201ZM116 201V202H115ZM125 201V202H124ZM131 203H129V202ZM158 201V202H157ZM176 203H175V202ZM197 201V202H196ZM210 201V202H209ZM121 202H123V203H121ZM132 202H133V204H132ZM220 202V203H219ZM229 202V203H228ZM83 203V202H82ZM104 203H106V204H104ZM137 203V206L135 205V204ZM147 203V204H146ZM195 203V204H194ZM214 203V204H213ZM216 203V204H215ZM222 203H223V205H222ZM225 203V204H224ZM226 203H228V205H226ZM44 205H45V203H43ZM114 204V205H113ZM122 206H121V205ZM139 204V205H138ZM158 204H160V205H158ZM168 204V205H167ZM171 204H173V207L171 206ZM201 204V205H200ZM204 204L206 205L205 207H207L208 206V209L207 210H203L204 209V207H202V205L204 206ZM210 204L212 205V206H210ZM231 204V205H230ZM21 205H22V207H21ZM38 205H40V204H38ZM47 205V204H46ZM75 205V202H74V200H70V199H68V201H64V202H62L61 203V206L63 207V208H65V207H70V206H74ZM96 205H98L99 206V208H97V206ZM116 205V206H115ZM154 205V206H153ZM169 205H170V207H172V208H169ZM200 205V206H199ZM224 205H226L225 207H224ZM244 205H245V207H244ZM8 206V205H7ZM6 206V207H7ZM101 206L103 207V209H107V211H108V214L110 215V216H108V214H107V218H109L110 219V217H111V221H112V219H113V217H117L118 215H119V213L120 212H122V210L123 211H125V212H132L133 211V213L135 212V211H137L136 212V215H141V218L140 219H138L137 221H136V219L135 218H130V220H129V225L130 224H132L131 226H129L130 228H132V229H134V233L133 234H130V235H134V237L133 236H130V238L128 237L129 235H127L126 233H124V234H122V233H119L118 231H116V229H115V227L113 226V227H110V229H111V231H116V233L115 232H111V233H109L108 235V237H109V239L107 240V238L105 239V240H103L105 243H102V246L100 245L98 248L97 247H95L96 245H93V239L90 237V236H87V237H83L84 235H82V237H79V235H80V233H81V229H79V228H81L82 226H89V223L88 222H86L87 220L86 219H84L85 217H84V214H86V212H94V211H96V210H98V209H101ZM119 206L120 207H124V209H119ZM127 206H129V207H127ZM134 206H136L135 208H134ZM198 206L200 207V208H202V209H198ZM228 206V207H227ZM39 207H41V206H39ZM113 207H115V208H113ZM125 207H127V208H125ZM154 208V209H156L159 213H160V216H158L157 214H156V212H155V210L154 209H152V208ZM166 207V208H165ZM214 207V208H213ZM84 208H86L87 210H86V212L85 211H82V209L84 210ZM159 208V209H158ZM69 209V210H68ZM112 211H111V210ZM116 209V210H115ZM129 210V211H127V210ZM212 210V211H209L210 213L209 214H207V212H208V210ZM226 209V210H225ZM233 209V210H232ZM29 210H31L30 212H29ZM41 210L42 211H44V214H41ZM66 210V211H65ZM115 210V211H114ZM142 212H141V211ZM150 210V211H149ZM203 210V211H202ZM221 210H223V211H221ZM25 211V212H24ZM62 212V213H64V215L62 214V216L60 217V216H58V214H55V212ZM69 211V212H68ZM149 211V212H148ZM163 211V212H162ZM233 211V212H232ZM20 212V213H19ZM52 212V213H51ZM67 212H68V214H70V216L72 215V216H74L75 215V219H73V221H69L68 219H66L65 217H67L68 215H67ZM106 212V211H105ZM111 212V213H110ZM153 212H155L154 214H153ZM202 212V213H201ZM217 214H216V213ZM226 212V213H225ZM254 212H256V213H254ZM262 212V213H261ZM26 215H25V214ZM33 215H32V214ZM107 213V212H106ZM138 213V214H137ZM141 213V214H140ZM148 213V214H147ZM215 213V214H214ZM230 213V214H229ZM233 213V214H232ZM114 214V216L112 217V215ZM150 214V215H149ZM156 214V215H155ZM168 214V215H167ZM241 214V215H240ZM249 214V215H248ZM25 215V216H24ZM56 215V216H55ZM117 215V216H116ZM145 215H146V217H145ZM152 215V216H151ZM248 215V216H247ZM255 215V216H254ZM52 216V217H51ZM221 216V217H220ZM257 216V217H256ZM20 217V218H19ZM49 217V218H48ZM64 217V218H63ZM143 217V218H142ZM254 217V218H253ZM157 218V219H156ZM238 220H237V219ZM9 219V220H8ZM18 219V220H17ZM21 219V220H20ZM47 221H46V220ZM57 219V220H56ZM131 219H134V220H131ZM149 219H151V220H149ZM233 219V220H232ZM11 220H12V222H11ZM34 220V221H33ZM145 220V221H144ZM161 220H163V221H161ZM229 220V221H228ZM85 221V222H84ZM203 221V222H202ZM218 221V222H217ZM72 222V223H71ZM80 222V224H78ZM71 223V224H70ZM214 223V224H213ZM227 223H228V225H227ZM66 224V225H65ZM84 224H86V225H84ZM172 226H171V225ZM219 224V225H218ZM253 224V225H252ZM22 226V225H21ZM134 226H135V228H134ZM175 228H174V227ZM196 226V229H198L199 227H197ZM221 226V227H220ZM249 226V227H248ZM136 227H139V228H137L136 229ZM195 227V225H193V226H190V228H194ZM214 227V228H213ZM246 227H248V228H246ZM141 228V229H140ZM174 229V231H173V229ZM189 228V227H188ZM189 228V229H190ZM228 228H230V229H228ZM232 228H234V229H232ZM115 229V230H114ZM125 229V228H124ZM140 229V230H139ZM167 229V230H166ZM178 229H179V231H178ZM195 229V228H194ZM227 229V230H226ZM73 230V229H72ZM137 230H139L140 232H138ZM156 230H158V232L156 231ZM181 230V231H180ZM192 229H190V231H191ZM146 233H144V232ZM160 231V232H159ZM176 231H178L177 233H176ZM188 231V230H187ZM190 231H188V233H190ZM216 231V232H215ZM228 231V232H227ZM152 233L153 232V235H152V237H156V239H157V237H158V239H157V241H155V242H152V241H149V239L148 238H146L147 237V234H149L150 235V233ZM166 232V233H165ZM168 232V233H167ZM180 232H183V233H180ZM247 232V233H246ZM77 233V234H76ZM113 233V234H112ZM120 235H118V234ZM141 233V234H140ZM155 233V234H154ZM219 233V234H218ZM220 233H222V235L220 234ZM11 234L12 233H10L6 238L7 239H5V244L6 245H3V244H1V241L5 238V235H3L2 234V236H1V238H0V262H3L2 264H19L20 262H22V260L23 259H25L26 261L27 260H29V261H32V259H30V258H27V256L29 257L30 255H27L28 253H27V250H25V249H23V248H16V246L15 245H17L16 243L17 242H15V243H9V239H10V236H11ZM99 235H100V237H99V239H104V236H103V233L102 234H100V233H98ZM112 234V235H111ZM117 234V235H116ZM161 234H163V235H161ZM18 235V236H17ZM123 235H125V236H123ZM139 237H138V236ZM19 237V239L21 240V241H23V239H24V235L23 234H21V233H18V234H16L15 236H11V237ZM114 236H116V237H114ZM123 236V237H122ZM169 236H168V238H169ZM214 236H215V238L217 237V236H220L221 238H220V241H215L214 240ZM251 236V237H250ZM53 237V238H54ZM121 238V240H120V238ZM133 237V238H132ZM142 237V238H141ZM213 237V238H212ZM64 238V239H63ZM73 238V239H72ZM91 238V239H90ZM113 238V239H112ZM114 238H115V240H114ZM117 238V239H116ZM125 238V239H124ZM131 238H132V241H131ZM144 238V239H143ZM167 238V239H168ZM123 239V240H122ZM138 241H137V240ZM143 239V240H142ZM145 239H146V241H145ZM57 240V241H56ZM59 240V241H58ZM65 240V241H64ZM87 241V243L86 242H84V241ZM128 240V242H126ZM131 241V243H130V241ZM148 240V241H147ZM169 240V239H168ZM79 241V242H78ZM116 242V244H115V242ZM119 241V242H118ZM141 241H143V242H141ZM113 243V245H112V243ZM123 242V243H122ZM136 242H139V245H138V247L139 248H141V250L139 249V248H135V247H133L134 245H135V243ZM146 242H148V243H146ZM80 243V244H79ZM108 243H110L109 245H108ZM119 245H118V244ZM131 245H130V244ZM140 243H142V244H140ZM152 243V244H151ZM215 243V244H214ZM47 244V245H46ZM59 244V245H58ZM130 246H129V245ZM133 244V245H132ZM144 244V245H143ZM146 244V245H145ZM42 245V246H41ZM92 245V246H91ZM99 245V244H98ZM127 245V246H126ZM149 245L150 246H152L151 248L149 247ZM173 245H175V244H173ZM49 246V247H48ZM82 246V247H81ZM106 246H108V247H106ZM111 246H113V247H111ZM132 246V247H131ZM72 247H73V249H72ZM88 247V251H85L86 249L85 248H87ZM93 247V248H92ZM106 247V248H105ZM115 247V248H114ZM129 247H131L130 249H129ZM168 247V248H167ZM213 247V248H212ZM15 248V249H14ZM43 248V249H42ZM49 248V249H48ZM79 248V249H78ZM82 248H84L85 250H83ZM109 248V249H108ZM114 248V249H113ZM121 248V249H120ZM127 248V249H126ZM38 249V248H37ZM74 249H77V253L74 251ZM101 249V250H100ZM150 249V250H149ZM6 250H8V251H6ZM29 250H31V249H29ZM81 252H80V251ZM83 250V251H82ZM100 250V251H99ZM103 250V251H102ZM108 250V251H107ZM122 250V251H121ZM128 250V251H127ZM140 250V251H139ZM142 250H144V251H142ZM216 251V252H214V251ZM2 251V252H1ZM3 251H4V253H6V255H4V253H3ZM6 251V252H5ZM41 251H42V253H41ZM48 251H49V253H48ZM93 253H92V252ZM95 251H96V253H95ZM98 251V252H97ZM157 251V252H156ZM55 252V253H54ZM71 252V253H70ZM102 252V253H101ZM99 253H101L100 255H99ZM105 253V254H104ZM149 253H151V254H149ZM207 253H209V254H207ZM8 254V255H7ZM70 254V255H69ZM87 254V255H86ZM90 254H94V255H92V256H94V257H91L90 256ZM95 254H96V256H95ZM214 254V255H213ZM37 255H39V254H37ZM89 255V256H88ZM263 255H264V251H263ZM8 256V257H7ZM54 256H56V257H54ZM67 256V257H66ZM151 256V257H150ZM167 256H166V259H167ZM22 257V258H21ZM99 257V258H98ZM115 257L116 256H114V259H115ZM36 258H38V259H36ZM58 258V257H57ZM69 258H70V260H69ZM79 258V259H78ZM85 259V260H84ZM164 259V258H163ZM166 259H164L166 262H170L171 260H166ZM202 259V258H201ZM5 260V261H4ZM65 260V261H64ZM73 260V261H72ZM84 260V261H83ZM213 260H214V258L212 259V263H213ZM54 261V260H53ZM145 261V262H144ZM5 262V263H4ZM71 262V263H70ZM90 262V263H89ZM106 262V261H105ZM143 262V263H142ZM142 262L140 263V264H145L146 263V260H142ZM263 262H264V259H263ZM94 263H96V262H94ZM135 262H133V263H131V264H134ZM1 264V263H0ZM124 264H130V263H128V262H126V263H124ZM135 264H137V263H135ZM139 264V263H138ZM147 264V263H146ZM249 264H252V263H249ZM264 264V263H263Z\"/></svg>",
	"mask_w": 264,
	"mask_h": 264
},
{
	"label": "water",
	"instance_id": "3",
	"mask_svg": "<svg viewBox=\"0 0 264 264\" xmlns=\"http://www.w3.org/2000/svg\"><path fill=\"white\" fill-rule=\"evenodd\" d=\"M115 166H123L125 165V161H119L117 163L114 164Z\"/></svg>",
	"mask_w": 264,
	"mask_h": 264
}]
</instances>
